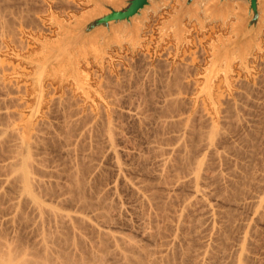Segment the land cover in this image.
Listing matches in <instances>:
<instances>
[{
	"label": "rangeland",
	"instance_id": "374dc122",
	"mask_svg": "<svg viewBox=\"0 0 264 264\" xmlns=\"http://www.w3.org/2000/svg\"><path fill=\"white\" fill-rule=\"evenodd\" d=\"M4 0H2L1 2L3 3ZM10 1V5L12 6V12H10L11 14L8 13V16L11 15V17H9L10 19H7L12 22L9 24L11 25L9 27V24H3L0 23V115H2L3 113V116L0 117V120L4 121L3 118L6 120L4 122L1 121L0 123V141L4 142V138H8L6 135H3L5 133V130L6 132L9 134V132L11 133H20L21 132V135L22 137L20 138L21 139V142H23L22 140H24L25 143H27V145L30 143L31 144V147H33V153L35 151H38V152H35V154L37 153V155H35V157L37 156V159L39 158L41 160V158L43 157L44 159V162L45 160L47 159L48 155V160L47 163L48 164H51L49 165L50 168H47L46 164L43 165V168H47L49 169V172H50V169L51 171H53V173L55 174L56 173V177L57 178H60L62 177L61 179H57L52 173L50 174L47 169L45 171L48 172V177L46 176L45 180H49V177L50 175H52V178L55 177V179L58 181V180H61L63 182L60 181V184L64 185H67L66 184V181L68 183V179L69 178V174H70V171L74 168H76L77 164L79 163H76L77 161H75V159H78V157L76 156H81L79 159L81 160L82 156H86V153L89 152L90 149H92L94 146V143L98 145V142H99V145L102 144L101 146L102 147H98L96 149H100L101 151H103V153H101V161H96V160H99L97 158V156H100V153H96V154H99V155H96L94 154L95 152H98L95 147L92 149L94 151V155L96 156L95 158H97L95 161V164L96 165H92L90 169V172L92 170L93 173H95V171H97V169H101L100 171L98 170L96 174H99L96 175L97 176V179L96 177H94V180L92 177L94 176L93 173L91 174L90 172L87 173V174H90V175H87L89 176L87 179L90 181L91 183V186H88V188H92V186H94V184H98L97 187L100 189V183L103 184L104 183V187L102 188L101 187V190L102 192L105 194L107 193L108 194V199H110L109 197H112L111 195H113V197L110 199V200H113L114 198L116 200H118V198L120 199L119 200V204L118 203V207L119 205L120 206H124L121 210L123 212L126 213H123L122 215L119 214L116 215L114 217L115 221L114 222V233L115 234H120L118 236H134L133 238L135 239V237L137 238V241L139 240V243L143 242L144 246L146 244L145 247L149 248L150 249V246L152 245L151 243H153V240L156 241V239L158 240L157 242H160V244L157 246V243L156 245L154 246L155 244V241L153 243V245L151 246L153 249L157 247H162L161 244L163 242V240L161 241V237L164 235H166L163 230L165 232L169 231V229L172 227V225L174 224L173 221L171 222V220L169 219L170 223H171V227H168V230L165 229V227H163V225L166 223V222H169V221H166L168 220V218L170 216H172L171 213H173V216L171 217V219L174 217L175 213H178L177 210L176 212L174 211L177 207L179 208V204H181V201H182V204H183V199H188V197H186V195L189 194V196L191 197V190L189 189L190 187H192L191 185L189 186V188L186 186H180L182 189L185 190V192H183L184 190H182L180 187L177 188L175 187L174 188V192L173 190L170 191V193L173 192V194L175 195L177 193L181 194V196H184L182 194H185V197L183 198L182 197V200L180 201L179 197H178V201L176 200L177 198V194L176 195V198L175 201L173 198L174 196L170 193H168L167 195V192L165 191H168V184H171V183H168L166 181L167 177L169 178V180H172V177L175 175L177 176V178L173 177L174 178V183L177 181V179H179L180 177H184L185 175L183 174V165L181 166L180 163H182V156L184 155L185 156V153H188L187 150H190L194 145L196 147L192 148L189 152L192 153L191 155L194 157L195 156H199L200 158V161H202L203 163L206 162V167L207 166H212L210 168H208V171L209 169H211L212 171H209L210 172V175H213L214 178L211 177L212 181L209 179V177L207 179L208 183H209V191L211 190V195L212 197H215V198H218L217 194H224V193H221L220 191L224 192L226 191V188L228 186V184L230 183V181L232 180V177H234L233 175L236 174L237 170L236 169H240V166H242V168H244L243 166H246V170L248 169L247 167H251L252 168L250 171L249 169V174L252 176V174L254 176H252V179L249 178V186L251 187H248L250 190H248V200L247 201V204L248 206H244V208H242L243 210L245 209V213L242 212V209H238L241 210V212L239 211V213H242V214H239L237 216H239L240 218H242L241 220H243V217L246 219H248V221L246 222V227L245 229L247 231H249V233L253 236V238L250 236V234H248V242H250L249 244L254 243V248L252 247L253 245L251 244V246L249 245V248L252 247L253 249L250 250L252 252H250L249 250V256L251 255L252 253V258L250 256V260H254V263L253 262H250L253 263V264H263L264 263V209L262 210L261 213H263V215L261 214V216H255V218H257V222L260 224L253 221L255 218H254V215H253V218L251 217L253 211L255 212V205L253 206L250 201L253 200V202H255V200H259V198L261 197H264V123L263 121H258V120H264V83L262 84V81L260 78H262L264 80V78L262 76H264V71H263V60H264V32L262 33V35L260 36V42L262 43L261 44V50H258L254 52V54L252 56H250L248 59V62H247V69L244 68V67H241V61L236 58V60L231 64V69L230 71L227 70V61H223L222 64L216 68V69H212V64H213V49L211 48V45L213 43H219L218 42V36L222 35V37L224 38H227L229 35H230V31H231V24L230 23H233V22H236L235 18L231 19L226 25L225 27H222L223 24L221 23L222 21L220 22H210L209 19H206L205 20V25H203L201 27V25L197 22V21H192V23H188V20H186L185 22V28L186 30L188 31L185 35H184V38H185V41L183 43V45L181 46L180 50L178 51V39L175 38V34L173 32V30L170 32V35L168 38H166L163 42L161 41V36L162 34L164 33L162 31V27L164 24H166L169 20H171L172 16L175 15L176 13V10L180 8L179 6V3L183 2V0H170V3H169V6L164 7L162 8L158 14L157 13H154V12H151L149 14V20L145 23V27L143 28L142 30V33H141V40L139 43L133 45L132 43H129V42H126L125 40L123 41L122 45L119 46V45H115L113 46L112 48L108 49L107 50V54L106 56H102L100 54V52H96V51H92V50H86L85 53H81V55H77L79 61H78V70H79V79L77 80L74 76V73L73 71L67 69V64H61L60 66H57L56 68L54 69H51L50 71H48V73L44 76H41L40 74V70L41 68L39 67V63H42L43 61H45L47 58H49L52 53H53V48L55 46H57L63 39H65L66 37V31H64V29L62 28L61 26V23L65 24V25H71V24H76V18L77 17H81L84 13H86L88 10H90L91 8H93L94 6H88L86 5V3L88 2V0H64L63 2L65 4H67L66 2H68L67 5L64 4V7H63V2L60 3L58 2V0H22L23 2H21V0H8V2ZM12 1V2H11ZM17 1V2H16ZM27 2V5H28V8L27 9V6L23 3H26ZM86 2V3H85ZM0 3V4H2ZM6 5H5V4ZM3 3V6L0 5V7L2 6V8L4 7V5L8 8L9 7V4L7 3V0L4 1ZM15 3H17L19 5V7H17V5H15ZM32 5H31V4ZM22 4V5H21ZM16 7H15V6ZM31 5V6H30ZM58 5V6H57ZM10 6V7H11ZM22 6H24L22 8ZM36 6V7H35ZM59 6L61 7V9L59 8ZM71 6V7H69ZM87 6V7H86ZM6 7H4L2 10H7L9 12L8 9H6ZM13 7L16 8L13 10ZM26 7V8H25ZM18 8H19V11H18ZM25 8V10H23ZM64 8V9H63ZM32 9V10H31ZM168 9V10H167ZM17 10V11H16ZM21 10V12H20ZM31 10V11H30ZM87 10V11H86ZM13 11H16L17 13L13 12ZM25 11V12H23ZM34 11V12H33ZM63 11V12H62ZM81 12V13H80ZM12 13H15L12 15ZM154 13V14H153ZM21 14V16H20ZM23 14V15H22ZM25 14V15H24ZM15 16H17V18H15ZM31 18H30V17ZM1 17V16H0ZM53 17V18H52ZM202 18H204V15L202 14L201 15ZM15 18V24H17L14 28H12V24H14V19ZM30 20H29V19ZM1 19V18H0ZM6 19V20H7ZM36 19V20H35ZM54 19V20H53ZM28 20V23L31 22V20H34L36 24L40 25L41 27H44V28H37V29H31L29 27V24L27 23ZM156 20V21H155ZM3 19L0 20V22H2ZM19 23H18V22ZM26 21V23L24 22ZM157 22V23H155ZM22 23V24H21ZM152 23V24H151ZM187 23V24H186ZM21 24V25H20ZM1 25H7V29L5 27V32L3 31V28L1 27ZM19 25V26H18ZM200 25V26H199ZM209 25V26H208ZM215 25H218L219 26V29L217 26ZM24 26V27H23ZM229 26V27H228ZM207 27V28H206ZM30 28V29H29ZM10 29V30H9ZM17 29V30H16ZM228 29V30H227ZM13 30V31H11ZM16 30V31H15ZM40 30V31H39ZM2 31V32H1ZM9 32H13L16 34H13L15 36V40L17 43L23 45V49H20L18 48V44H16L14 42V39L13 37L11 38V35L8 33ZM18 31V32H17ZM6 33V34H5ZM4 35V36H3ZM11 38V39H10ZM17 38V39H16ZM151 41V42H150ZM25 42V43H24ZM3 43V44H2ZM190 44V45H189ZM2 45L4 47H2ZM25 46V47H24ZM28 46V47H27ZM202 47L203 48V51L201 53H199L201 50H202ZM201 48V49H200ZM200 50V51H199ZM198 51V53H197ZM212 51V52H211ZM137 52V53H136ZM139 53V55H138ZM197 53V54H195ZM260 54V55H259ZM260 57V58H259ZM108 58V59H107ZM259 58V59H258ZM262 58V60H261ZM210 60V61H209ZM31 61V62H29ZM258 61H260V63H258ZM34 62V63H32ZM252 62V63H251ZM262 62V63H261ZM257 63L259 65H263L262 67L260 66H257ZM113 64V65H112ZM252 64V65H251ZM160 65V66H159ZM256 65V66H254ZM158 66V67H157ZM107 70H106V68ZM237 67V68H236ZM257 67V68H256ZM259 67V68H258ZM180 68V69H179ZM236 68V69H235ZM262 68V69H261ZM241 69V70H240ZM98 70V71H97ZM100 70V71H99ZM236 70V71H234ZM255 70V71H254ZM55 71V72H54ZM180 71V72H179ZM254 72V73H253ZM98 75H97V74ZM175 73H178V74H175ZM180 73V74H179ZM182 73V75H181ZM263 73V74H262ZM240 74V75H239ZM242 74V75H241ZM249 74V75H248ZM260 74H262V76H260ZM108 75V76H107ZM245 75V76H244ZM259 75V76H258ZM258 76V77H257ZM170 77V78H169ZM172 77V78H171ZM182 77V78H181ZM229 77V78H228ZM248 77V78H246ZM260 77V78H259ZM108 78V79H107ZM38 79H39V82H38ZM163 79V80H162ZM172 79V80H171ZM175 79V81H174ZM180 79V80H179ZM258 79V80H256ZM40 80H41V83H40ZM113 82H112V81ZM170 80V81H169ZM231 80V81H230ZM245 80V81H244ZM64 81V82H63ZM244 83H243V82ZM261 81V84L262 86L258 87L259 85H261L259 82ZM111 84H110V83ZM242 82V83H241ZM245 82H248L247 85H253V86H257V88H261L260 90L256 88V86L254 88H252L253 86H248L245 84ZM258 82V85L256 84ZM264 82V81H263ZM3 83V84H2ZM108 83V84H107ZM121 83V85H120ZM165 83V84H164ZM174 83V84H173ZM183 83V84H182ZM26 84V86H25ZM118 84V85H117ZM173 86H172V85ZM186 84V85H185ZM196 84V85H195ZM220 84V85H219ZM241 84V85H240ZM255 84V85H254ZM124 85V86H122ZM179 85V86H178ZM234 85V87H233ZM245 85V86H244ZM48 86V87H47ZM116 86V87H115ZM122 86V87H121ZM215 86V87H214ZM238 86V88H237ZM102 87V88H101ZM118 87V88H117ZM163 87V88H162ZM232 87V88H231ZM5 88V89H4ZM121 88V89H120ZM125 88V89H124ZM171 88V89H170ZM173 88V89H172ZM188 88V89H187ZM195 88V89H194ZM254 89V93L255 91L257 90L258 92V95L257 94H254L252 92V90ZM11 89V90H10ZM115 89V90H114ZM118 89V90H117ZM143 89V90H142ZM177 89V90H176ZM190 89V90H189ZM249 89V90H248ZM146 90V92H145ZM173 90V92H172ZM261 90L263 92H261ZM114 91V92H113ZM116 91V92H115ZM139 91V92H138ZM142 91V92H141ZM166 93H164V92ZM170 91V92H169ZM182 91V92H181ZM252 92V94L255 96H260V97H256L257 99H254L253 95H247L249 94V92ZM108 92V93H107ZM118 92V93H117ZM154 92V93H153ZM181 92V93H180ZM207 92V93H206ZM212 92V93H211ZM245 92V93H244ZM259 92H261L259 94ZM121 93V94H120ZM140 95H139V94ZM172 93V94H170ZM180 93V94H179ZM184 93V94H183ZM233 93V94H232ZM236 93V94H235ZM247 93V94H246ZM263 93V95H262ZM116 94V95H115ZM148 94V95H147ZM175 94V96H174ZM238 94H244L246 95L247 97L245 96H241V95H238ZM251 94V93H250ZM108 95V96H107ZM121 95V96H120ZM144 95V96H143ZM173 95V96H171ZM115 96V98H114ZM117 96V97H116ZM149 96V97H148ZM152 96V97H150ZM143 97V98H142ZM147 97V98H146ZM240 97H242L241 101L240 100ZM112 98V99H111ZM120 99V101L117 100ZM154 98V99H153ZM165 98V99H164ZM179 100H178V99ZM182 98V99H181ZM202 98V99H201ZM215 98V99H214ZM231 98V99H230ZM259 98V100H258ZM170 99V100H169ZM172 99V100H171ZM212 99V100H211ZM7 100V101H6ZM13 100V101H12ZM54 100V101H53ZM117 100V101H116ZM142 100V101H141ZM166 100V102H165ZM184 100V101H182ZM224 100V101H223ZM259 101V105L261 108H259L260 110H257L258 109V106H256L257 108H253V105L252 103L253 102H258ZM262 100V101H261ZM6 101V103H5ZM122 101V102H121ZM172 101V102H170ZM175 101L177 102V104L175 103ZM222 101V102H221ZM229 101V102H228ZM252 101V102H251ZM261 101V102H260ZM143 102V104H142ZM146 102V103H145ZM243 102V103H242ZM246 102V103H245ZM250 102V103H249ZM255 102V103H256ZM59 103V104H58ZM66 103V104H65ZM114 105H113V104ZM118 103V104H116ZM169 103V104H168ZM183 103V104H182ZM206 103V104H205ZM214 103V104H213ZM219 103V104H218ZM236 103V104H235ZM13 104V105H12ZM98 104V106H97ZM153 104V105H151ZM257 104V103H256ZM65 105H66V108H65ZM101 105V106H100ZM169 105V106H168ZM176 105V107H175ZM182 105V106H181ZM249 105V106H248ZM3 106V107H2ZM7 106V107H6ZM56 106V107H55ZM143 106V108H142ZM148 106V107H147ZM153 106V107H152ZM173 106V107H172ZM181 106V107H179ZM233 106L232 110L230 111L231 107ZM240 106V107H239ZM246 106V107H245ZM251 106V108H250ZM254 106V107H255ZM71 107V108H70ZM147 107V108H146ZM150 107V108H149ZM160 107V108H159ZM167 107H171V112L169 111L170 109L167 108ZM216 107V108H215ZM226 107V108H225ZM248 107V108H247ZM68 108H70L68 110ZM145 108V109H144ZM179 108V109H178ZM204 108V109H203ZM221 108V109H220ZM237 108V109H236ZM239 108V109H238ZM243 108V109H242ZM246 108V109H245ZM74 111H73V110ZM101 109V110H100ZM112 109V110H111ZM115 109V110H114ZM117 109V110H116ZM168 110V113L166 112ZM234 109V110H233ZM253 109H255L253 111ZM262 109V110H261ZM2 110V111H1ZM65 110V112H64ZM143 110V111H142ZM165 110V111H164ZM176 110V111H175ZM238 110V111H237ZM241 110V111H240ZM257 110V111H256ZM68 111V112H67ZM119 111V112H118ZM183 111V112H182ZM198 111V112H197ZM221 111V112H220ZM230 111V115L229 112ZM245 111V112H244ZM257 113H256V112ZM103 112V113H102ZM143 112V113H142ZM155 112V113H154ZM158 112V113H156ZM173 112V114H172ZM182 112V113H181ZM203 114H202V113ZM228 112V113H227ZM235 112V114H234ZM240 112V113H239ZM73 113V114H72ZM101 113H102V116H101ZM117 113V114H116ZM243 113V114H242ZM11 114V115H10ZM63 114H66V115H63ZM148 114H150L148 116ZM198 114V115H197ZM219 114H221L219 116ZM251 116H249V115ZM255 114V115H254ZM263 114V115H262ZM16 115V116H15ZM73 115V116H72ZM75 115V116H74ZM116 115V116H115ZM159 115V116H158ZM162 115V116H161ZM165 115V116H164ZM176 115V116H175ZM177 115L179 117H177ZM201 115V116H200ZM206 115V116H205ZM234 117H233V116ZM245 115V116H244ZM257 115V116H256ZM10 118H9V117ZM92 116V117H91ZM106 116V117H105ZM124 116V117H123ZM147 116V117H146ZM161 116V117H160ZM173 116V117H172ZM229 116L231 118H229ZM238 116V117H237ZM256 116V117H255ZM260 116V117H259ZM16 117V118H15ZM64 117V118H63ZM90 117V118H89ZM103 117V118H102ZM121 117V118H119ZM152 120H151V118ZM176 117V118H175ZM188 117V118H187ZM262 117V118H261ZM41 118V119H40ZM71 118V119H70ZM85 120H84V119ZM103 121H102V119ZM146 118V119H145ZM255 118V119H253ZM260 118V119H259ZM83 119V120H82ZM88 119V120H87ZM89 119H90V122H89ZM114 119V120H113ZM121 119V120H120ZM142 119V120H141ZM145 119V120H144ZM150 119V120H149ZM212 119V120H211ZM233 119H234V122H233ZM8 120V121H7ZM13 120V121H12ZM163 120V121H162ZM186 120V121H185ZM203 120V121H202ZM205 120V121H204ZM229 120V121H228ZM239 120V121H237ZM247 120V121H246ZM253 120H256L255 122ZM96 121V122H95ZM105 121V122H104ZM114 121V122H113ZM151 121V122H150ZM167 122L169 125H166L167 123L165 122V126L164 129H162L160 126H162V124L160 122ZM196 121V122H195ZM200 121V122H199ZM245 121V122H244ZM36 122V123H35ZM70 122V123H69ZM78 122V123H77ZM99 122V123H98ZM104 124H103V123ZM121 122H124V123H121ZM156 122V123H155ZM215 122V124H214ZM252 122V123H251ZM5 123V124H4ZM44 123V124H43ZM85 123V125H84ZM93 123V124H92ZM115 123V124H114ZM141 123V124H140ZM145 123V124H144ZM154 123V124H153ZM161 125H160V124ZM179 123V124H178ZM191 123V124H190ZM223 123V124H222ZM230 123V124H229ZM48 124V125H47ZM80 124V125H79ZM95 124V125H94ZM110 124V125H109ZM111 124H113V126L115 127L112 128L113 130V133L110 132V128L113 127ZM173 124V125H171ZM214 126H213V125ZM233 124V125H231ZM6 125V126H5ZM10 125V126H8ZM69 125V126H67ZM70 125L71 127H73L72 129H69L70 128ZM78 125V126H76ZM82 125V126H81ZM102 125V126H101ZM109 127V130L108 132L106 131V133L102 130H104V127L105 126ZM180 125V126H179ZM190 125V127H189ZM202 125V126H201ZM204 125V126H203ZM211 125V126H210ZM220 125V126H219ZM45 128L44 130L46 132H44V134L42 133V128L43 127ZM53 126V127H52ZM87 126V127H86ZM117 126V127H116ZM123 126V127H122ZM182 126V127H181ZM196 126H199V127H196ZM207 126V127H206ZM240 126V127H239ZM244 126V127H243ZM262 126V127H261ZM21 127V128H20ZM42 127V128H41ZM58 127V129L56 128ZM64 127V128H62ZM69 127V128H68ZM103 127V128H102ZM105 127V128H106ZM107 127V128H108ZM141 127V129H140ZM160 127V128H159ZM196 127V128H195ZM224 127V128H223ZM228 127V128H227ZM260 127V128H259ZM9 128V129H8ZM34 128V129H33ZM39 128V131H37ZM41 128V129H40ZM56 130H54V129ZM62 128V129H61ZM75 128V129H74ZM77 128V129H76ZM82 130H81V129ZM84 128V129H83ZM106 128V129H107ZM120 129V130H117V129ZM123 128V129H122ZM203 128V129H202ZM4 129V130H2ZM12 129V130H11ZM15 129V130H14ZM18 129L22 130V131H19ZM50 129V130H49ZM64 129V130H63ZM97 129V130H96ZM171 129V130H170ZM184 129V130H183ZM196 129V130H195ZM235 129V130H234ZM254 129V130H253ZM9 130V131H8ZM17 130V132H16ZM70 130V131H69ZM94 130V131H92ZM124 130V131H123ZM145 130V131H144ZM178 130H181V131H178ZM190 130V131H189ZM202 130V131H201ZM205 130V131H204ZM232 130V131H231ZM238 130V131H237ZM4 133H3V132ZM41 131V132H40ZM60 131V132H59ZM68 133L69 132H74V134H71V135H74L73 137L70 135V137L66 134V137L65 136V133ZM83 131V132H82ZM90 131V132H89ZM92 131V132H91ZM156 131V132H155ZM160 131V132H159ZM165 131V132H164ZM170 131V132H169ZM175 131V133H174ZM228 131V132H227ZM251 135H250V133ZM253 131V132H252ZM256 131V132H255ZM2 132V133H1ZM36 132V134H34ZM40 132V133H38ZM52 132V133H51ZM65 132V133H64ZM71 132V133H72ZM97 132V133H96ZM102 133V137L100 135H98V137H96L95 135L96 134H99V133ZM145 132V133H144ZM148 132V133H146ZM164 132V134H163ZM192 132V133H191ZM200 132V133H199ZM214 132V133H213ZM221 132V133H220ZM224 132V133H223ZM226 132V133H225ZM255 132V134H254ZM259 132V133H258ZM5 133V134H7ZM11 133V135H12ZM38 133V135H37ZM51 133V134H50ZM64 133V134H63ZM78 133V134H77ZM80 133V134H79ZM88 133V138L86 137V134ZM96 133V134H95ZM108 133V134H107ZM110 133H112V135H115V134H118V135H115V136H112ZM122 133V134H121ZM161 133V134H160ZM180 133V135H179ZM203 135H202V134ZM213 133V134H211ZM229 133V134H228ZM41 134H43L45 136L47 140V144L45 147L44 146H40L41 149L39 148L38 142H36L37 140L39 141V145H43L45 144V141L43 144H40L42 140H44L45 138L41 139L42 136H40ZM56 134V135H55ZM62 134V135H61ZM69 134V133H68ZM93 134H95L93 136ZM105 134V135H104ZM159 134V135H158ZM177 134V135H176ZM192 134V135H190ZM217 134V135H216ZM231 134V135H230ZM247 134V135H246ZM258 134V135H257ZM19 135V134H18ZM16 135V136H18ZM19 135V137L21 136ZM38 136L39 139L35 138L36 141L34 142V138H32V136L34 137ZM50 135V136H49ZM77 135V136H76ZM83 135V136H82ZM85 135V136H84ZM153 135V136H152ZM168 135V136H166ZM173 135V137H172ZM201 135V136H200ZM250 135V136H249ZM15 136V135H14ZM14 136H9V137H12L15 141L16 140H20V139H17L19 137H16V139L14 138ZM43 136V137H44ZM61 136V137H60ZM67 138V139H72L70 140L69 142L67 141V139L64 138ZM117 136V138H116ZM150 136V137H149ZM152 136V137H151ZM192 136V137H191ZM199 136V137H198ZM204 136V138H203ZM211 136V137H210ZM239 136V137H238ZM249 136V137H247ZM253 136L255 138H253ZM55 137V138H54ZM60 137V138H59ZM76 137V138H75ZM84 137V140H82ZM87 140H85L86 138ZM104 137V138H103ZM178 137V138H177ZM192 140H191V138ZM195 137V138H194ZM210 137V138H209ZM241 137V138H240ZM50 138V139H49ZM99 139V141L97 140L96 142V139ZM130 138V139H129ZM148 138V139H147ZM162 138V139H161ZM185 138V139H184ZM189 138V139H188ZM199 138V140L197 139ZM223 138V139H222ZM232 138V139H231ZM246 138L249 139L250 141H246ZM259 138V139H258ZM4 139V140H2ZM41 139V140H40ZM45 139V140H46ZM53 139V140H52ZM60 139V140H59ZM75 139V140H74ZM122 139V140H121ZM125 139V140H124ZM154 139V141H153ZM160 139V140H159ZM208 139V140H207ZM235 139V140H234ZM245 139V140H244ZM255 139V140H254ZM78 140V141H77ZM84 141L82 143V141ZM95 140V141H94ZM107 140V141H106ZM116 140V141H115ZM129 141L128 143L126 141ZM158 140V141H157ZM173 140V142L171 141ZM180 140V141H179ZM204 142H203V141ZM9 141H11V138L8 140H6V146H5V149H8V147H10V144L15 147L13 145L12 142H14L12 140V142H10V144L7 145V143H9ZM79 141L82 143H79ZM85 141L86 143L89 142V146L90 148L88 150H86L88 148V144L86 145V149L85 148ZM110 141V142H109ZM121 141V142H120ZM135 141V142H134ZM166 141V143L164 142ZM172 143H171V142ZM178 141V142H177ZM194 141V142H193ZM239 141V142H238ZM242 141V142H241ZM246 141V142H245ZM0 144H3V142ZM23 142V143H24ZM33 142V143H32ZM43 142V141H42ZM64 142V143H63ZM67 142V144H66ZM74 142V143H73ZM79 143L81 144V148H83V151L86 150V153L84 154L82 149L80 150V146L79 144L77 145L76 143ZM101 142V143H100ZM104 142V143H102ZM114 144V146L116 147H113L112 143ZM115 142V143H114ZM147 142V143H146ZM158 142V143H156ZM161 142V144H160ZM164 142V143H163ZM176 142V143H175ZM209 142V143H208ZM222 142V143H221ZM237 142V143H236ZM241 142V143H240ZM15 143V142H14ZM17 144H21L19 141H16ZM15 143V145H16ZM62 145H61V144ZM68 143L74 147V149H76V153H75V150H73L74 152L72 153H75V154H72L73 156L75 155V157L72 156V158L74 159L72 161L71 159V155L69 156L66 151H71L72 147L69 145L68 146ZM106 143V144H105ZM109 143L112 145H109ZM149 143V144H148ZM152 143V144H151ZM154 143V144H153ZM168 143V144H167ZM174 143V144H173ZM185 143H187V147H191L189 149L186 148V146L183 147V145H186ZM193 143V144H192ZM195 143H198L195 145ZM257 143V144H256ZM29 144V146H30ZM33 144V145H32ZM57 144V145H56ZM120 144V146H119ZM125 147H124V145ZM156 144V145H155ZM172 144V145H171ZM192 144V145H191ZM203 144V145H202ZM226 144V145H225ZM235 144H238L235 146ZM240 144V145H239ZM250 144V145H249ZM252 144L254 146H252ZM40 150H36L37 146ZM52 145V146H51ZM138 145V146H137ZM141 145V147H140ZM164 145V146H163ZM178 145V146H177ZM221 145V146H220ZM242 145V146H241ZM257 145V146H256ZM10 147L12 149H8L10 150V152L13 150V147ZM17 146V145H16ZM36 146V148L34 147ZM61 146V147H60ZM75 146H78V147H75ZM91 146H93L91 148ZM133 146V147H132ZM143 146V148H142ZM158 146V147H157ZM200 146V147H199ZM223 146V147H222ZM233 146V147H232ZM235 146V147H234ZM244 146V147H243ZM256 146V147H255ZM260 146V147H259ZM51 149H50V148ZM58 147V149H57ZM67 147H71V148H67ZM97 147V146H96ZM105 147V148H104ZM120 147V148H119ZM135 147V148H134ZM156 147V148H155ZM159 147H160V150L161 148H163L161 151H164V155L162 157H160L161 153L159 156H157L159 153H157L159 150ZM214 147V148H213ZM231 147V148H230ZM16 148V147H15ZM14 148V149H15ZM35 148V149H34ZM37 148V149H38ZM43 148V149H42ZM45 148V149H44ZM65 148V149H64ZM77 148L80 150V153ZM111 148V149H109ZM112 148L114 149L115 153L116 154H113V150ZM123 150H122V149ZM172 148V149H171ZM184 150L181 151L182 149ZM202 148V149H201ZM230 148V149H229ZM248 148V149H247ZM1 150L0 149V152L1 151H6L8 152V150ZM68 149V150H67ZM95 149V150H94ZM116 149H118V151H116ZM130 149V150H129ZM155 149V151H154ZM180 149V151H179ZM187 149V150H186ZM195 149V151H194ZM232 149V150H231ZM242 149V150H241ZM260 149V150H259ZM92 150L90 151V153L92 152ZM99 150V151H100ZM111 150V152L108 153V151ZM131 152H129V151ZM135 150V152H134ZM159 150V151H160ZM176 151L177 150V154L180 152L181 154L183 155H179V157L181 156V161L179 160L180 158L178 157H175L173 155V151ZM186 150V152H185ZM219 150V151H218ZM240 150V151H239ZM246 150V151H245ZM255 150V151H253ZM257 150V151H256ZM61 151V152H60ZM88 151V152H87ZM138 151V152H137ZM151 151V152H150ZM179 151V152H178ZM194 151V152H193ZM198 151V152H197ZM217 151V152H216ZM226 151V152H224ZM2 152L0 153V158L2 155L6 154ZM8 152V153H10ZM49 154H48V153ZM52 152V153H51ZM56 155H55V153ZM64 152V153H62ZM79 154H78V153ZM85 152V151H84ZM105 152V153H104ZM120 152V153H119ZM126 152V153H125ZM141 154H140V153ZM170 152V153H169ZM202 152V153H200ZM214 152V153H213ZM237 152V153H236ZM241 152H243L242 154L243 157L241 156ZM248 152V154L246 153ZM253 154H252V153ZM255 152V153H254ZM258 152V153H257ZM261 152V153H260ZM44 153L46 155H44ZM90 153H88V156H86V158L88 157L89 159V155ZM124 153V154H123ZM130 153V154H129ZM150 153V154H149ZM193 153H196V154H193ZM221 153V154H220ZM229 155H227V154ZM239 153V155H238ZM2 154V155H1ZM11 154V153H10ZM8 155L6 154L7 158H5V155L2 156L3 159L0 160L1 162V166L2 164L4 166L7 167L6 170H8L9 166L10 165H6L8 164L9 162L12 163L11 161L14 160L12 154L11 155ZM40 154V155H38ZM51 154V155H50ZM60 154V155H59ZM64 154H67V155H64ZM78 154V155H77ZM81 154V155H80ZM93 154H91V156H94ZM105 154V155H103ZM120 154V156H119ZM145 154V155H143ZM157 154V155H156ZM170 154V155H169ZM198 154V155H197ZM213 154V156L211 155ZM235 154V155H234ZM253 155L252 157L249 156L250 158H248V160L250 159L251 161L249 162L246 158L247 155ZM43 155V156H41ZM118 158H116V156ZM123 155V156H122ZM137 155V156H136ZM148 155V156H147ZM167 155V156H166ZM217 155V156H215ZM246 155V156H245ZM258 155V156H257ZM8 156H12L9 157L10 160H8ZM41 158H40V157ZM53 156H57L56 158L53 157ZM68 157H70L71 160H69ZM122 156V157H121ZM139 156V157H138ZM143 156V158H142ZM165 156V157H164ZM169 156V157H168ZM174 156V157H173ZM183 156V157H184ZM211 156V157H210ZM221 158H220V157ZM237 156V157H235ZM244 156L246 159H244ZM46 157V159H45ZM63 157V158H62ZM103 157V159H102ZM108 157V158H107ZM115 157V158H114ZM132 157V158H131ZM144 157H145V160H144ZM214 159H213V158ZM242 157V158H241ZM263 157V158H261ZM54 158V159H53ZM60 158V159H59ZM67 158V161H72L71 164H70V171L68 169L67 166L65 165H68L69 164H65V161ZM84 158H82L84 160ZM92 160H93V163H94V157H90ZM94 158V159H93ZM114 158V159H113ZM136 158V159H135ZM142 158V160L140 161V159ZM147 158V159H146ZM155 158V160H154ZM162 158V159H161ZM169 158V159H168ZM174 158V159H173ZM176 158V159H175ZM202 158H205L203 160ZM226 158V159H225ZM236 158V159H235ZM251 158H254V159H251ZM258 160H257V159ZM7 160L5 162H3V160ZM57 159V160H56ZM87 159V160H88ZM89 159V160H91ZM159 159V160H158ZM192 162H197L199 159H194L192 157ZM238 159V160H237ZM244 159V160H243ZM256 159V160H255ZM62 160V161H61ZM88 160V161H89ZM114 160V161H113ZM139 164H138V162ZM165 160H168L171 164H172V167L175 166V168H170L171 164L168 163V166L170 168L171 172L169 171V168L167 166L166 169H168V171H165L164 173H162L163 169L165 170V166H163L162 168V165L165 163L163 161ZM176 160V161H175ZM178 160V161H177ZM197 160V161H196ZM227 160V161H226ZM247 160V162H245ZM57 161V162H56ZM59 161V162H58ZM103 161V162H102ZM136 161V162H135ZM163 164H162V162ZM180 161V162H179ZM208 161V162H207ZM217 161V162H216ZM235 161V162H234ZM257 161V162H256ZM67 162V163H68ZM82 161H80L81 163ZM121 163V162H124V163H121L120 165L125 168L123 169V174L121 175H118L119 174V170H118V167H117V163ZM150 162V163H149ZM175 162V163H174ZM211 162V163H210ZM226 162V163H225ZM254 162V163H253ZM9 163V164H10ZM53 163V164H52ZM59 163V164H58ZM72 163H76L75 165ZM105 166H104V164ZM131 164V165H127V164ZM157 163V165H155ZM178 163V164H177ZM262 163V164H261ZM47 164V165H48ZM56 164V165H55ZM63 164V165H62ZM92 164V162H91ZM98 164H100V166H98ZM128 166H126V165ZM134 164V165H133ZM152 164V165H151ZM162 164V165H161ZM180 164V167H177V165L179 166ZM183 164V163H182ZM209 164V165H208ZM232 164V165H231ZM237 164L239 165V168H236L237 167ZM243 164V165H242ZM246 164V165H244ZM249 164V165H248ZM72 165V167H71ZM79 165V164H78ZM103 165V166H102ZM116 165V166H115ZM141 165V166H140ZM225 165V167L223 166ZM231 165V166H230ZM256 165V166H255ZM46 166V167H45ZM63 166V167H62ZM135 166V167H134ZM137 166V167H136ZM140 166V167H139ZM205 166V164H204ZM3 167V166H2ZM55 167V168H54ZM67 167V171L68 172L67 176H65L64 174V170L63 169H66ZM161 167V168H160ZM185 167V166H184ZM205 167V168H206ZM234 167V168H233ZM255 167V168H254ZM96 170H95V169ZM117 168V170H116ZM127 168V169H126ZM131 168L133 170H131ZM140 168V169H139ZM180 170H178V169ZM222 168V170H221ZM2 169V168H1ZM129 169V170H128ZM143 169V170H142ZM149 169V170H148ZM207 169V168H206ZM229 169V170H228ZM232 169L235 171V173L232 171ZM254 169V170H253ZM259 169V171H258ZM95 170V171H94ZM116 170V171H115ZM126 170V172H125ZM157 170V171H156ZM160 170V171H159ZM175 170H178V171H181L182 173H179ZM214 170V171H213ZM228 170V171H227ZM231 170V171H230ZM55 171V172H54ZM128 171V172H127ZM151 171V172H149ZM223 171V172H222ZM7 172V171H6ZM5 172V173H6ZM60 172V175L57 174ZM109 172V174H108ZM130 172V173H129ZM141 172V173H140ZM153 172V173H152ZM155 172V173H154ZM158 174H157V173ZM170 173V174H167ZM213 172H215L213 174ZM234 173V174H230L229 176L232 177H228V174L229 173ZM2 173V172H1ZM0 173V174H1ZM3 173H4V170H3ZM4 173V175H5ZM9 173L12 175L11 172H9L8 170V174L6 173L5 176H0V178H2L4 180V178L6 177V180L8 177H12L11 175L9 176ZM113 173V174H112ZM115 173V174H114ZM138 173V174H137ZM163 176H162V174ZM166 173V174H165ZM179 173V174H178ZM212 173V174H211ZM167 175L166 177H164L165 175ZM172 174V176H171ZM177 174V175H176ZM182 174V176H181ZM222 175L224 174L223 176H219V175ZM248 174V176L250 177V175ZM2 175V174H1ZM58 175L60 177H58ZM93 175V176H92ZM103 175V176H102ZM134 175V176H133ZM141 175V176H140ZM151 175V176H150ZM180 175V177L178 176ZM219 176V179H218V176ZM258 175V176H257ZM54 176V177H53ZM64 176V177H63ZM92 176V177H91ZM99 176V177H98ZM117 176V177H116ZM133 176V177H132ZM156 176V177H155ZM160 176L163 177L164 179L160 180ZM170 176V177H169ZM217 176V177H216ZM67 177V178H66ZM115 177V178H114ZM132 177V178H131ZM143 177V179L141 178ZM220 177H228L230 179V181H228V183H224V179L226 180L227 178H224L222 181L220 179ZM256 177V178H255ZM263 177V178H262ZM9 178V179H10ZM51 178V177H50ZM105 178V179H104ZM123 178V179H122ZM130 178V179H128ZM135 178V179H134ZM150 178V179H149ZM156 178V179H155ZM186 178V177H185ZM184 178V179H185ZM255 178V179H254ZM261 178V179H260ZM0 179V180H2ZM66 179V180H64ZM94 182H92V180ZM137 179V180H136ZM160 180V184L161 182L164 184V182L167 184H164L165 186H168L167 189L166 187L163 186H160L158 180ZM214 179V181H213ZM217 179V181L215 180ZM258 179V180H257ZM47 180V181H48ZM55 180L54 182V179H52L50 182L52 183H57ZM121 180V181H120ZM128 182H127V181ZM141 180V181H140ZM164 180V182H163ZM168 180V181H169ZM176 180V181H175ZM187 180V178L185 179ZM184 180V181H185ZM205 180V187L206 189H208L207 187V181ZM218 180L220 182H218ZM257 181L256 183H254L253 181ZM95 181L98 183H95ZM101 181V182H100ZM115 181V182H114ZM118 181V182H117ZM156 181V182H155ZM216 181V183H214ZM260 181V182H259ZM65 182V183H64ZM106 182V183H105ZM108 182V183H107ZM113 182V183H112ZM132 182V183H131ZM152 182V184H151ZM155 182V183H154ZM170 182V181H169ZM218 182V184H217ZM253 182V183H251ZM259 182V184H258ZM59 183V182H58ZM64 183V184H63ZM89 183V185H90ZM94 183V184H93ZM111 183H112V186H111ZM120 183V184H119ZM135 184V185H142L141 188L147 184H150L151 188H146L144 189L145 193L146 191H149L155 189V191H152L153 192H159L160 196L161 194L162 195V198H164V196L167 195V197L169 195H172V197H165V199H169V201L171 200H174V202L171 204L169 201H167V203L170 205L168 206L167 203L165 204L164 200L161 198V197H156L158 196L156 194H154V196L156 197V201L160 200V198L162 199V201L164 202V205L162 201H159V203L162 202V204L158 207V206H155V211H160L159 209L162 208L164 209V212H165V209H167L166 207L168 206V209L169 211L171 210V213L168 212V215L169 217L167 218H160L159 220H157V217H158V214H161L158 212L155 213L153 212V214L150 216L151 218H154L156 217L155 219V222L154 220H150L151 222H153V225L154 224H157V225H161L164 229L161 230L160 232H163V234L160 233V235H162L161 237L159 236V233L158 235L156 234L157 232H155L156 230L158 231V229L156 228L157 225L154 226V228L152 227V223L150 225L151 226V229L152 231H154L155 229V234L152 233V231L148 232L147 234V231L145 230V234H143V229L144 227L146 228L147 226H150L148 224H146V222L148 223L149 222V219H148V216L146 217L148 219V221H146L144 219V217L146 215H142L140 214L143 210H139L140 209V202L138 201L139 199L138 198H135L137 197V195L135 193H133L131 190L132 187L131 185L129 184ZM137 183V184H136ZM173 183V184H174ZM250 183L252 185H250ZM263 183V184H262ZM118 184V185H117ZM124 184V185H123ZM144 184V185H143ZM227 187H226V185ZM256 184V186L254 185ZM96 185L93 187L94 190H96ZM120 185V186H119ZM155 185V186H154ZM189 185V184H188ZM212 185V186H211ZM219 185V186H218ZM222 185L224 186L225 185V190L223 189L224 187H222ZM262 185V186H261ZM139 186V187H140ZM145 186V187H146ZM149 186V185H148ZM3 187V189H2ZM0 187V192H2V194L6 195V198L8 197L11 198L9 199L8 201H16V196H18V190L19 189L18 187H16L15 185H12L9 187V185H6L5 186H2ZM62 187V186H61ZM122 187V188H121ZM164 187L165 188V191L164 189L162 188ZM184 187V188H183ZM217 187V188H216ZM222 187V190H219L221 189ZM254 187V188H252ZM260 187V189H259ZM87 188V189H88ZM90 188V189H91ZM92 188V189H93ZM94 191L92 194L93 197H91V191L93 190H88L87 192V195L91 198H97L98 196H96L95 194H100L102 196V192L100 190V192H98L99 190ZM104 188L106 189V191L104 190ZM111 188V189H110ZM125 188V189H124ZM144 188V187H143ZM180 192H178V190ZM15 189V190H14ZM215 189V190H214ZM262 189V190H261ZM2 190V191H1ZM122 190V191H121ZM163 190V191H162ZM170 190V189H169ZM177 190V191H176ZM182 190V191H181ZM219 190V192H218ZM260 190V191H259ZM4 191V192H3ZM105 191V192H104ZM111 191V192H110ZM114 191V192H113ZM119 191V192H118ZM121 191V192H120ZM149 191L147 193H149ZM150 191V193H151ZM228 191V190H227ZM254 191H255V198L253 197L254 196ZM14 192V193H12ZM17 192V193H15ZM98 192V193H97ZM130 192V193H129ZM163 192V193H162ZM169 192V191H168ZM190 192V193H189ZM213 192V194H212ZM253 194H252V193ZM11 193V194H10ZM102 193V194H101ZM110 193V194H109ZM119 193V194H118ZM123 193V194H122ZM144 193V194H145ZM146 193V194H147ZM149 193V194H150ZM151 193V194H152ZM216 193L215 196H213L214 194ZM1 194V193H0ZM0 195V196H3V195ZM13 194V195H12ZM121 194V195H120ZM130 194V195H129ZM135 194V196H134ZM252 194V195H250ZM66 194L62 195V198L65 197ZM95 195V196H94ZM99 195V196H100ZM110 195V196H109ZM153 195V194H152ZM260 195V196H258ZM107 196V195H106ZM123 196V197H122ZM180 196V195H179ZM220 198L222 195H219ZM249 196H250V199H249ZM252 196V197H251ZM259 197L258 199H256L257 197ZM105 198V196H102ZM189 197V198H190ZM211 197V198H212ZM5 198V199H6ZM14 198V201L12 200ZM124 198V199H123ZM181 198V197H180ZM215 198H212V200H216L214 202H216L217 206L215 205V207H217L218 209L216 210H219V213H220V210H222L221 207H223L222 205L225 206V210H229V204H226L225 203H219V201L223 202V198H220L219 199H215ZM4 198H2V200L0 202L3 201ZM134 199V200H133ZM158 199V200H157ZM116 200H113L115 201L116 203ZM124 200V201H123ZM250 200V201H249ZM262 200V199H260ZM264 200V198H263ZM7 201L4 200L2 202V205L4 204V202ZM52 200H49V204H55L54 206H56L57 204V200L55 201H52ZM252 206H250V204ZM10 202V204L12 203ZM56 202V203H55ZM118 202V201H117ZM139 205H138V203ZM172 202V201H171ZM180 202V203H179ZM212 202V201H211ZM212 202V203H214ZM259 202V201H257ZM17 203H18V199H17ZM126 203V204H125ZM135 205H134V204ZM137 203V204H136ZM256 203V202H255ZM1 204V203H0ZM14 204V203H12ZM132 204V205H131ZM176 205L177 207L176 208H172L174 207V205ZM181 204V205H182ZM222 204V205H220ZM226 204V205H225ZM9 205V202L6 203L3 205L5 206V209L3 210L4 207H2L1 205V208L0 210L2 209L4 212L0 211V238L1 240L3 241V244L5 245L6 243L4 242H7L9 241V244L12 243V245L15 247L17 246V248H25L27 249V246H28V249L29 250H32L34 252V250L39 249V247L41 246V240H42V227L38 226V224L40 222H38V219H37V223H35V219L34 216L32 218V214L30 210H27L28 212L30 213H27V211L25 210L27 205L25 206H21L19 207V209H22V207L24 208L25 210V213H24V217L26 218H23V220H21L19 218V216L17 215L16 217V206H11L12 208H14V210L12 208H8L7 206ZM228 205V207H227ZM138 206V207H137ZM162 206V207H161ZM221 206V207H220ZM7 207V209H6ZM158 207L159 209L157 210ZM171 207V208H169ZM249 208L250 211H252L251 213L249 212L248 209ZM252 207V209L250 208ZM70 208V205L69 207H67V209ZM134 208V209H133ZM151 208V210H150ZM182 208V206H180V209ZM200 208V206H199ZM12 209V211H10ZM120 209V208H119ZM127 209V210H126ZM142 209V208H141ZM153 209H154V206H153ZM152 207H149V210H148V213L149 211H153ZM167 209V210H168ZM174 209V210H173ZM202 209V207L200 208ZM199 209V210H200ZM205 209V208H204ZM22 209L21 212L24 211ZM69 210H72V207L69 209ZM131 210V211H130ZM198 210V207L194 210V214H192V218H191V212L190 213V218L191 220L195 218V221L193 222H196L197 221V216L199 217L200 216V219L202 218V215H205L208 211H205L204 213L203 210L200 212ZM207 210V209H206ZM224 210V211H225ZM232 210V208L230 209ZM234 210V208H233ZM6 211V212H5ZM130 211V212H128ZM139 211V213H138ZM141 211V212H140ZM173 211V212H172ZM195 211H198V214L196 216L195 214ZM237 211V212H238ZM248 213H247V212ZM2 212V213H1ZM14 212V213H13ZM180 212V211H179ZM10 213V214H9ZM135 213V214H134ZM143 213V212H142ZM152 213V212H150ZM171 215H170V214ZM27 214V216H25ZM29 214V215H28ZM140 214V215H139ZM156 214V215H155ZM167 214V213H166ZM200 214V215H199ZM250 217H249V215ZM4 215V217H3ZM142 215V217H141ZM195 215V216H193ZM243 215V216H242ZM248 215V217H247ZM122 216V217H121ZM126 218H125V217ZM134 216V217H133ZM153 216V217H152ZM166 215H164L165 217ZM207 216V214L205 215V217ZM209 216V215H208ZM207 216V218H208ZM32 218V220L30 221H27L29 220V218ZM120 217V218H119ZM140 217V218H139ZM194 217V218H193ZM204 217V216H203ZM204 217V218H205ZM259 217H263V218H259ZM118 218V219H116ZM128 218V219H127ZM131 218V220H130ZM139 218V219H138ZM206 218V219H207ZM4 219V220H3ZM11 219V220H10ZM16 219V220H15ZM26 219V220H25ZM164 219V220H162ZM199 219V218H198ZM200 219H199V226H201L204 222V219L203 221L200 223ZM205 219V223L206 225L209 223L210 224V221L206 220ZM239 219V218H238ZM237 219V220H238ZM252 219V220H251ZM262 219V220H260ZM35 220V221H34ZM173 220V219H172ZM239 221L242 225L245 224L244 223V220L243 221ZM250 220V221H249ZM256 220V219H255ZM260 220V222H259ZM15 221V223H14ZM23 221V222H22ZM33 221V222H32ZM146 221V222H145ZM162 221V222H161ZM3 224H2V223ZM20 222V223H19ZM30 222V223H29ZM119 222V223H118ZM134 222V223H133ZM145 222V223H144ZM157 222V223H156ZM158 222L160 224H158ZM208 222V223H207ZM236 222V221H235ZM243 222V223H242ZM249 222V223H248ZM254 222V223H253ZM26 223V224H25ZM34 223V224H33ZM127 223V224H126ZM163 225H162V224ZM204 223V224H205ZM240 223H238L239 225H241ZM256 223V226L254 225ZM5 224V226L3 227V225ZM29 224V225H27ZM38 226H36V225ZM41 224V223H40ZM39 224V225H40ZM118 224V225H117ZM120 224V226H119ZM169 223H167V225H164V226H168ZM198 225V221L196 223ZM202 225V228H204L206 225ZM234 224V223H233ZM235 226V225H233ZM238 224L236 223V227H239ZM249 224L252 225L249 227ZM15 225V226H14ZM17 225V226H16ZM8 226V227H7ZM10 226V227H9ZM29 226V227H28ZM123 226V227H122ZM128 226V227H127ZM131 226V227H130ZM159 226V230L162 229V227ZM199 226H197L198 228L195 229V232L196 234L198 233L199 236H196L194 238V241L193 240V237H194V233H192V237L190 238L191 240H193V242L195 243H199L200 245L209 241L207 240L206 241V238H208L207 236H209L210 238V232H208V228L205 230H201L200 233H199ZM204 226V227H203ZM244 226V225H243ZM254 226V232H258V233H255L253 235L254 232H252V227ZM22 227V228H21ZM36 227V228H35ZM40 227V228H39ZM141 229H140V228ZM161 227V228H160ZM249 227V228H248ZM256 227V229H255ZM259 227V228H257ZM148 228V227H147ZM146 228V229H147ZM150 228V227H149ZM148 228V229H149ZM201 228V229H202ZM3 229V230H2ZM18 229V230H17ZM21 229V230H20ZM27 229V230H26ZM41 229V230H40ZM120 229V230H119ZM123 231H122V230ZM137 229V230H135ZM147 229V230H148ZM232 229V228H231ZM237 229V228H236ZM235 227L232 229L233 233H235L236 231L238 232L240 228H238V230H236ZM260 229V230H259ZM263 229V230H262ZM10 230V231H9ZM36 230V232L34 231ZM40 230V231H39ZM134 230V231H133ZM150 230V229H149ZM148 230V231H149ZM236 230V231H235ZM251 230V231H250ZM12 231V232H11ZM21 231V232H20ZM117 231V233H116ZM126 231V232H125ZM142 231V232H141ZM173 231V230H172ZM204 231V232H202ZM205 231L208 232L206 233L209 234L207 235L206 237H204L205 235ZM243 231V230H242ZM261 231V232H260ZM3 232V233H2ZM91 233V231H89ZM119 232V233H118ZM129 232V234L127 233ZM134 234H133V233ZM159 232V231H158ZM170 233H172L171 231H169ZM235 233L236 236L238 233ZM241 232V231H239ZM244 232V231H243ZM260 232V234H259ZM5 233V234H4ZM12 233V234H11ZM14 233V234H13ZM21 233V234H20ZM35 233V234H34ZM88 233V231H87ZM150 233V234H149ZM232 233V234H233ZM4 234V235H3ZM16 234V235H15ZM126 234V235H125ZM133 234V235H132ZM144 235L146 237V235L148 236V238L146 239L144 236L142 237L141 236ZM151 234H154V235H151ZM234 234V236H235ZM28 235V236H27ZM37 235V236H36ZM40 235V236H39ZM42 235V236H41ZM173 235H174V232H173ZM172 235V237L174 238V236ZM261 235V236H260ZM23 236V237H22ZM91 236H92V233H91ZM91 236L89 235L88 233V238ZM94 236V235H93ZM152 236H154V239ZM159 236V237H158ZM168 237V241H169V244L171 243L170 241L173 240L171 238V235L169 236V234L166 235ZM233 235H231V238H234V236L232 237ZM22 237V238H21ZM28 237V238H27ZM32 237V238H31ZM167 237H162V239H164V241L167 239ZM171 240H170V238ZM200 237V238H199ZM202 237V238H201ZM251 237V238H250ZM261 237V238H260ZM14 238V239H13ZM19 238V239H18ZM89 238V241L88 244L90 245L89 248H91V242H93L92 240H90ZM152 238V239H151ZM160 238V239H159ZM16 239V241H15ZM93 239V237L91 238ZM144 239V240H143ZM150 239L152 242H150ZM202 239V240H201ZM253 241H251V240ZM0 240V241H1ZM8 240V241H7ZM29 240V241H28ZM37 240V241H36ZM148 240V241H147ZM201 242H200V241ZM260 240V241H259ZM1 241V243H2ZM13 241V242H12ZM95 241V239H94ZM168 241H166L167 243L163 244L164 246L168 244ZM205 241V242H204ZM23 242V243H22ZM25 242V243H24ZM150 245H149V243ZM188 242H192V241H188ZM210 242V241H209ZM209 242L205 243L204 245H207ZM32 243V245H31ZM36 243H37V246H36ZM186 243V242H185ZM184 245L186 246L187 244ZM258 243V244H257ZM260 243V244H259ZM29 244V245H28ZM40 244V245H39ZM87 244V246H88ZM94 244V242H93ZM141 243V245H143ZM194 244V243H193ZM39 245V246H38ZM149 245V246H148ZM192 246V244H190ZM24 246V247H23ZM31 246V247H30ZM33 246L35 248H33ZM163 246V247H164ZM184 246V247H185ZM195 246V245H194ZM193 246V247H194ZM260 246V247H259ZM196 247H199L198 244L196 245ZM194 247V250L198 249ZM201 247H203V245H201ZM256 247H259L258 250ZM33 248V249H31ZM187 248V247H186ZM192 248V247H191ZM202 248H200L201 250ZM251 249V248H250ZM40 250H41V247H40ZM38 250V251H40ZM87 250H88V247H86V254H87ZM90 250V249H89ZM193 250V248H192ZM193 250V251H194ZM195 250V251H196ZM199 250V249H198ZM36 250V252H38ZM91 251V250H90ZM90 251L88 252V254L90 253ZM192 251V252H193ZM194 251V255H198V251L195 252ZM35 252V253H36ZM255 252V253H254ZM258 252V253H257ZM87 254V255H88ZM256 254V255H255ZM256 259V260H255ZM259 259V260H258ZM262 259V260H261ZM222 260V259H221ZM220 260V261H221ZM261 262V263H260Z\"/></svg>",
	"mask_w": 264,
	"mask_h": 264
},
{
	"label": "bare ground",
	"instance_id": "6f19581e",
	"mask_svg": "<svg viewBox=\"0 0 264 264\" xmlns=\"http://www.w3.org/2000/svg\"><path fill=\"white\" fill-rule=\"evenodd\" d=\"M2 0H0V3H2L1 2ZM4 1H6V0H4ZM4 1H3V3H4ZM13 1H15V0H13ZM20 1V0H19ZM64 0H58V2H60V3H62ZM172 1V0H171ZM12 2V1H11ZM17 2V1H16ZM21 2H23L22 0H21ZM27 2L28 1H26V3H23L24 4V6L26 5L27 6V9H29L28 8V5H27ZM65 2V1H64ZM63 2V7H64V3ZM3 3L2 4H0V5H2L3 6ZM7 3L9 4L10 3V1L8 2V0H7ZM67 4H68V2H66ZM86 3V2H85ZM5 4V3H4ZM31 4V3H30ZM67 4H65V5H67ZM6 5V4H5ZM4 5V7H6ZM15 5H17V7H19V5L17 4V3H15ZM14 5V6H15ZM22 5V4H21ZM32 5V4H31ZM30 5V6H31ZM2 6L0 7V18L1 19H3V21L2 22H0V23H2L3 24V22H4V24H6L7 22V24H9V22L10 21H12V20H8V19H10L9 17H11V15L10 16H8V13L9 14H11L10 12H12V6L9 4V7L7 8L6 7V9H8L9 10V12L7 11V10H2L3 8H2ZM11 6V7H10ZM24 6H22V8L24 7ZM58 6V5H57ZM16 7V6H15ZM36 7V6H35ZM69 7H71V6H69ZM87 7V6H86ZM170 7V6H169ZM2 8V9H1ZM26 8V7H25ZM25 8L23 9V10H25ZM59 8L61 9V7L59 6ZM65 8V7H64ZM63 8V9H64ZM167 8V7H166ZM14 9H16V8H14L13 7V10ZM32 10V9H31ZM30 10V11H31ZM168 10V9H167ZM17 11V10H16ZM16 11H13V12H15V13H17ZM18 11H19V8H18ZM87 11V10H86ZM20 12H21V10H20ZM23 12H25V11H23ZM34 12V11H33ZM63 12V11H62ZM15 13H12V15L13 14H15ZM81 13V12H80ZM151 13V12H150ZM18 14V13H17ZM17 14H15V15H17ZM154 14V13H153ZM158 14V13H157ZM23 15V14H22ZM25 15V14H24ZM202 15V14H201ZM20 16H21V14H20ZM7 17H8V19H7ZM30 17V16H29ZM15 18H17V16H15ZM15 18H13L14 19V24H12V25H14V26H12V28H14L17 24H15ZM31 18V17H30ZM53 18V17H52ZM150 18V17H149ZM0 19V20H1ZM7 19V20H6ZM29 19V18H28ZM233 19V18H232ZM30 20V19H29ZM36 20V19H35ZM54 20V19H53ZM234 20V19H233ZM27 21V23H28V20H26ZM26 21H24L25 23H26ZM156 21V20H155ZM236 21V20H235ZM18 22V21H17ZM194 22V21H193ZM10 23H12V22H10ZM19 23V22H18ZM155 23H157V22H155ZM214 23V22H213ZM222 23V22H221ZM22 24V23H21ZM20 24V25H21ZM29 24V27L32 29H37V28H44V27H41L40 25H38V24H36L35 23V21L34 20H31V22H29L28 23ZM152 24V23H151ZM187 24V23H186ZM231 24V23H230ZM228 25V24H227ZM4 27V25H1V27ZM11 25L9 24V27H10ZM19 26V25H18ZM200 26V25H199ZM209 26V25H208ZM2 27V28H3ZM5 27H6V29H7V25H5ZM5 27L3 28V31L5 32ZM24 27V26H23ZM229 27V26H228ZM11 28V27H10ZM29 28V29H30ZM39 28V29H40ZM207 28V27H206ZM15 29V28H14ZM32 29V30H33ZM231 29V28H230ZM10 30V29H9ZM17 30V29H16ZM15 30V31H16ZM228 30V29H227ZM11 31H13V30H11ZM34 31V30H33ZM40 31V30H39ZM2 32V31H1ZM6 32H7V30H6ZM18 32V31H17ZM8 33L11 35V38L13 37V39H14V42L16 43V44H18V48H20V49H23V45H21V44H19V43H17L16 42V40H15V36H16V34L15 33H13V32H9L8 31ZM1 34V33H0ZM6 34V33H5ZM13 34H15V36L13 35ZM2 36V35H1ZM0 36V37H1ZM4 36V35H3ZM222 36V35H221ZM264 37V36H263ZM10 38V39H11ZM17 39V38H16ZM151 42V41H150ZM262 42V41H261ZM25 43V42H24ZM263 43V42H262ZM261 43V44H262ZM3 44V43H2ZM190 45V44H189ZM0 46H1V44H0ZM2 47H4L3 45H2ZM25 47V46H24ZM28 47V46H27ZM263 47V46H262ZM261 47V48H262ZM203 48L204 47H202V50L199 52V53H201L202 51H203ZM201 49V48H200ZM259 50V49H258ZM257 51V50H256ZM212 52V51H211ZM214 52V51H213ZM137 53V52H136ZM197 53H198V51H197ZM197 53H195V54H197ZM263 54H264V52H263ZM138 55H139V53H138ZM255 55V54H254ZM260 55V54H259ZM260 58V57H259ZM258 58V59H259ZM108 59V58H107ZM250 59V58H249ZM261 60H262V58H261ZM210 61V60H209ZM263 62V63H262ZM261 63L264 65V60L262 61ZM252 63V62H251ZM258 63H260V61H258ZM257 63V66H260V67H262L261 65H259ZM113 65V64H112ZM252 65V64H251ZM1 66V65H0ZM160 66V65H159ZM254 66H256V65H254ZM158 67V66H157ZM106 68V67H105ZM237 68V67H236ZM235 68V69H236ZM257 68V67H256ZM259 68V67H258ZM263 68V71H264V66L262 67ZM261 68V69H262ZM180 69V68H179ZM106 70H107V68H106ZM241 70V69H240ZM98 71V70H97ZM100 71V70H99ZM234 71H236V70H234ZM255 71V70H254ZM180 72V71H179ZM254 73V72H253ZM97 74V73H96ZM175 74H178V73H175ZM180 74V73H179ZM263 74V73H262ZM262 74H260V76H262ZM98 75V74H97ZM181 75H182V73H181ZM240 75V74H239ZM242 75V74H241ZM249 75V74H248ZM108 76V75H107ZM245 76V75H244ZM259 76V75H258ZM257 76V77H258ZM263 78H264V76H262ZM170 78V77H169ZM172 78V77H171ZM182 78V77H181ZM229 78V77H228ZM246 78H248V77H246ZM260 78V77H259ZM108 79V78H107ZM261 79V81H262V84L264 83L263 81V79L262 78H260ZM163 80V79H162ZM172 80V79H171ZM180 80V79H179ZM256 80H258V79H256ZM112 81V80H111ZM170 81V80H169ZM174 81H175V79H174ZM231 81V80H230ZM245 81V80H244ZM261 81L259 82L260 84H261ZM64 82V81H63ZM113 82V81H112ZM243 82V81H242ZM241 82V83H242ZM110 83V82H109ZM244 83V82H243ZM248 84V82H245V84ZM3 84V83H2ZM108 84V83H107ZM111 84V83H110ZM165 84V83H164ZM174 84V83H173ZM183 84V83H182ZM246 84V85H247ZM251 84V83H250ZM247 85V87L248 86H253V85ZM257 85H258V82L256 83ZM262 84L261 85H259L258 87H260V86H262ZM118 85V84H117ZM120 85H121V83H120ZM172 85V84H171ZM186 85V84H185ZM196 85V84H195ZM220 85V84H219ZM241 85V84H240ZM255 85V84H254ZM25 86H26V84H25ZM122 86H124V85H122ZM121 86V87H122ZM173 86V85H172ZM179 86V85H178ZM245 86V85H244ZM256 86V85H255ZM255 86H253L252 88H254ZM48 87V86H47ZM116 87V86H115ZM215 87V86H214ZM233 87H234V85H233ZM264 87V86H263ZM102 88V87H101ZM118 88V87H117ZM163 88V87H162ZM232 88V87H231ZM237 88H238V86H237ZM252 88H251V90H252ZM256 88H257V86H256ZM262 88V87H261ZM260 88V89H261ZM5 89V88H4ZM121 89V88H120ZM125 89V88H124ZM171 89V88H170ZM173 89V88H172ZM188 89V88H187ZM195 89V88H194ZM257 89H259V88H257ZM259 89V90H260ZM262 89H264V88H262ZM11 90V89H10ZM115 90V89H114ZM118 90V89H117ZM143 90V89H142ZM177 90V89H176ZM190 90V89H189ZM249 90V89H248ZM114 92V91H113ZM116 92V91H115ZM139 92V91H138ZM142 92V91H141ZM145 92H146V90H145ZM164 92V91H163ZM170 92V91H169ZM172 92H173V90H172ZM182 92V91H181ZM180 92V93H181ZM252 92L254 93V89L252 90ZM252 92L250 91L249 92V94H247V95H253L252 94ZM261 92H263L262 90H261ZM261 92H259V94L261 93ZM108 93V92H107ZM118 93V92H117ZM154 93V92H153ZM164 93H166V92H164ZM179 93V94H180ZM207 93V92H206ZM212 93V92H211ZM245 93V92H244ZM251 93V94H250ZM121 94V93H120ZM139 94V93H138ZM170 94H172V93H170ZM184 94V93H183ZM233 94V93H232ZM236 94V93H235ZM254 94H257L258 95V92H257V90L255 91V93ZM116 95V94H115ZM140 95V94H139ZM148 95V94H147ZM238 95H241L242 97L243 96H245V97H247L246 95H242V94H238ZM262 95H263V93H262ZM108 96V95H107ZM121 96V95H120ZM144 96V95H143ZM171 96H173V95H171ZM174 96H175V94H174ZM256 96V95H255ZM254 95H253V97H254V99H257L256 97H260V96H256L255 97ZM117 97V96H116ZM149 97V96H148ZM150 97H152V96H150ZM242 97H240V100L239 101H241V99H242ZM114 98H115V96H114ZM143 98V97H142ZM147 98V97H146ZM264 98V97H263ZM112 99V98H111ZM154 99V98H153ZM165 99V98H164ZM178 99V98H177ZM182 99V98H181ZM202 99V98H201ZM215 99V98H214ZM231 99V98H230ZM117 100L118 101H120V99H118L117 98ZM116 100V101H117ZM170 100V99H169ZM172 100V99H171ZM179 100V99H178ZM212 100V99H211ZM258 100H259V98H258ZM257 100V101H258ZM7 101V100H6ZM6 101H5V103H6ZM13 101V100H12ZM54 101V100H53ZM142 101V100H141ZM182 101H184V100H182ZM224 101V100H223ZM262 101V100H261ZM260 101V102H261ZM122 102V101H121ZM165 102H166V100H165ZM170 102H172V101H170ZM222 102V101H221ZM229 102V101H228ZM252 102V101H251ZM256 102V101H255ZM253 102L252 103V105H253V108H257L256 106H258L259 104V101L258 102ZM1 103V102H0ZM146 103V102H145ZM173 103V102H172ZM175 103L177 104V102L175 101ZM243 103V102H242ZM246 103V102H245ZM250 103V102H249ZM59 104V103H58ZM66 104V103H65ZM113 104V103H112ZM116 104H118V103H116ZM142 104H143V102H142ZM169 104V103H168ZM183 104V103H182ZM206 104V103H205ZM214 104V103H213ZM219 104V103H218ZM236 104V103H235ZM13 105V104H12ZM114 105V104H113ZM151 105H153V104H151ZM178 105V104H177ZM256 105V106H255ZM1 106V105H0ZM97 106H98V104H97ZM101 106V105H100ZM169 106V105H168ZM182 106V105H181ZM181 106H179V107H181ZM249 106V105H248ZM255 106V107H254ZM3 107V106H2ZM7 107V106H6ZM56 107V106H55ZM148 107V106H147ZM146 107V108H147ZM153 107V106H152ZM173 107V106H172ZM175 107H176V105H175ZM240 107V106H239ZM246 107V106H245ZM65 108H66V105H65ZM71 108V107H70ZM70 108H68V110L70 109ZM142 108H143V106H142ZM150 108V107H149ZM160 108V107H159ZM167 108H169V107H167ZM216 108V107H215ZM226 108V107H225ZM229 108H231L230 109V111L232 110V108H233V106H231V107H229ZM248 108V107H247ZM250 108H251V106H250ZM259 108H261L260 107V105L258 106V109L257 110H260ZM145 109V108H144ZM170 109V110H169ZM169 109H167V113H168V110L171 112V107L169 108ZM179 109V108H178ZM204 109V108H203ZM221 109V108H220ZM237 109V108H236ZM239 109V108H238ZM243 109V108H242ZM246 109V108H245ZM255 109H253V111L255 110ZM73 110V109H72ZM101 110V109H100ZM112 110V109H111ZM115 110V109H114ZM117 110V109H116ZM234 110V109H233ZM256 110V111H257ZM262 110V109H261ZM264 110V109H263ZM2 111V110H1ZM74 111V110H73ZM143 111V110H142ZM165 111V110H164ZM176 111V110H175ZM230 111H228L229 112V114L228 115H230ZM238 111V110H237ZM241 111V110H240ZM255 111V112H256ZM64 112H65V110H64ZM68 112V111H67ZM119 112V111H118ZM183 112V111H182ZM181 112V113H182ZM198 112V111H197ZM221 112V111H220ZM227 112V113H228ZM245 112V111H244ZM103 113V112H102ZM102 113H101V116H102ZM143 113V112H142ZM155 113V112H154ZM156 113H158V112H156ZM202 113V112H201ZM240 113V112H239ZM257 113V112H256ZM73 114V113H72ZM117 114V113H116ZM172 114H173V112H172ZM203 114V113H202ZM234 114H235V112H234ZM243 114V113H242ZM11 115V114H10ZM63 115H66V114H63ZM150 114H148V116H149ZM198 115V114H197ZM221 114H219V116H220ZM249 115V114H248ZM255 115V114H254ZM263 115V114H262ZM3 116V113H2V115H0V117H2ZM16 116V115H15ZM73 116V115H72ZM75 116V115H74ZM116 116V115H115ZM159 116V115H158ZM162 116V115H161ZM160 116V117H161ZM165 116V115H164ZM176 116V115H175ZM201 116V115H200ZM206 116V115H205ZM233 116V115H232ZM231 116V117H232ZM245 116V115H244ZM249 116H251V115H249ZM257 116V115H256ZM255 116V117H256ZM9 117V116H8ZM92 117V116H91ZM106 117V116H105ZM124 117V116H123ZM147 117V116H146ZM173 117V116H172ZM177 117H179L178 115H177ZM221 117V116H220ZM230 116H229V118H231ZM234 117V116H233ZM238 117V116H237ZM260 117V116H259ZM10 118V117H9ZM16 118V117H15ZM64 118V117H63ZM90 118V117H89ZM103 118V117H102ZM101 118V119H102ZM119 118H121V117H119ZM151 118V117H150ZM176 118V117H175ZM188 118V117H187ZM262 118V117H261ZM264 118V117H263ZM41 119V118H40ZM71 119V118H70ZM84 119V118H83ZM82 119V120H83ZM146 119V118H145ZM144 119V120H145ZM253 119H255V118H253ZM260 119V118H259ZM3 120L4 121H6L4 118H3ZM85 120V119H84ZM88 120V119H87ZM114 120V119H113ZM121 120V119H120ZM142 120V119H141ZM150 120V119H149ZM151 120H152V118H151ZM212 120V119H211ZM1 121L2 120H0V123H1ZM4 121H2V122H4ZM8 121V120H7ZM13 121V120H12ZM102 121H103V119H102ZM163 121V120H162ZM160 122L161 124H162V126H160L161 128L163 127V126H165V122ZM186 121V120H185ZM203 121V120H202ZM205 121V120H204ZM229 121V120H228ZM237 121H239V120H237ZM247 121V120H246ZM254 122L256 121V120H253ZM258 121H263V123H264V120H258ZM89 122H90V119H89ZM96 122V121H95ZM105 122V121H104ZM114 122V121H113ZM151 122V121H150ZM196 122V121H195ZM200 122V121H199ZM233 122H234V119H233ZM245 122V121H244ZM36 123V122H35ZM70 123V122H69ZM78 123V122H77ZM99 123V122H98ZM103 123V122H102ZM121 123H124V122H121ZM156 123V122H155ZM159 123V124H160ZM167 123V122H166ZM252 123V122H251ZM2 124V123H1ZM5 124V123H4ZM44 124V123H43ZM93 124V123H92ZM104 124V123H103ZM115 124V123H114ZM141 124V123H140ZM145 124V123H144ZM154 124V123H153ZM160 124V125H161ZM179 124V123H178ZM191 124V123H190ZM214 124H215V122H214ZM223 124V123H222ZM230 124V123H229ZM48 125V124H47ZM80 125V124H79ZM84 125H85V123H84ZM95 125V124H94ZM110 125V124H109ZM112 126H113V124H111ZM166 125H169L168 123L166 124ZM171 125H173V124H171ZM213 125V124H212ZM231 125H233V124H231ZM264 125V124H263ZM6 126V125H5ZM8 126H10V125H8ZM67 126H69V125H67ZM76 126H78V125H76ZM82 126V125H81ZM102 126V125H101ZM105 126V125H104ZM180 126V125H179ZM202 126V125H201ZM204 126V125H203ZM211 126V125H210ZM214 126V125H213ZM220 126V125H219ZM43 127V126H42ZM41 127V128H42ZM53 127V126H52ZM87 127V126H86ZM106 127V126H105ZM104 127V130H102V131H104L105 133H106V131L108 132V130H109V128H110V126L106 129ZM117 127V126H116ZM123 127V126H122ZM159 127V128H160ZM182 127V126H181ZM189 127H190V125H189ZM196 127H199V126H196ZM195 127V128H196ZM207 127V126H206ZM240 127V126H239ZM244 127V126H243ZM262 127V126H261ZM21 128V127H20ZM40 128V129H41ZM57 129H58V127H56ZM62 128H64V127H62ZM61 128V129H62ZM69 128V127H68ZM73 127H71V125H70V128L69 129H72ZM103 128V127H102ZM112 128H114L115 129V127L113 126V127H111L110 128V132H112L113 133V129ZM224 128V127H223ZM228 128V127H227ZM260 128V127H259ZM9 129V128H8ZM34 129V128H33ZM43 130H42V133L44 134V132H46L44 129V127L42 128ZM54 129V128H53ZM75 129V128H74ZM77 129V128H76ZM81 129V128H80ZM84 129V128H83ZM123 129V128H122ZM140 129H141V127H140ZM143 129V128H142ZM141 129V130H142ZM162 129H164V127L162 128ZM203 129V128H202ZM2 130H4V129H2ZM12 130V129H11ZM15 130V129H14ZM19 131H22V130H20V129H18ZM50 130V129H49ZM55 130V129H54ZM64 130V129H63ZM82 130V129H81ZM97 130V129H96ZM106 130V131H105ZM117 130H120L119 128L117 129ZM171 130V129H170ZM184 130V129H183ZM196 130V129H195ZM235 130V129H234ZM254 130V129H253ZM9 131V130H8ZM37 131H39V128H38V130ZM56 131V130H55ZM70 131V130H69ZM68 131V133H67V131H66V133H65V136H66V134L70 137V135L71 134H74V132H69ZM92 131H94V130H92ZM91 131V132H92ZM120 131H122V130H120ZM124 131V130H123ZM145 131V130H144ZM178 131H181V130H178ZM190 131V130H189ZM202 131V130H201ZM205 131V130H204ZM232 131V130H231ZM238 131V130H237ZM3 132V131H2ZM1 132V133H2ZM16 132H17V130H16ZM41 132V131H40ZM40 132H38V133H40ZM60 132V131H59ZM83 132V131H82ZM90 132V131H89ZM156 132V131H155ZM160 132V131H159ZM165 132V131H164ZM164 132H163V134H164ZM170 132V131H169ZM228 132V131H227ZM253 132V131H252ZM256 132V131H255ZM255 132H254V134H255ZM4 133V132H3ZM5 133H7L6 132V130H5ZM3 134V135H6L8 138H4V139H2V140H4V142H3V144H0V149L1 150H3V149H5V146H6V140L8 139H10L11 138V141H9V143H7V145L8 144H10V142H12V140L16 143V141H19L21 144H17L16 143V145H15V143L14 142H12L13 143V145L16 147H13L11 144H10V147L12 146L13 147V150L10 152V150H8L10 147H8V149H5V150H8V152H10L11 154H12V156L14 157L13 159L14 160H12L11 162L12 163H8V164H6V165H10L9 166V168H8V170H9V172H11L12 173V175L9 173V176L11 175L12 177L10 178V177H8L7 178V180H6V177L4 178V180L2 179V178H0V179H2V180H0V187H2V186H5V184L6 185H9V187L11 186V184L12 185H15L16 187H18L19 189H17L19 192H18V196H16V201H14V198L12 199L14 202H12V201H8L9 199H11V198H9L8 199V197L6 198V193L3 195L2 194V192H0L3 196H0V199L2 200V198H4L3 199V201L4 200H6L7 199V201H5L6 203H8L9 202V205L7 206L8 208H12V207H10V205L11 206H13L14 204V206H16L17 208V212H16V217H17V215L19 216V218L21 219V220H23V218H26V217H24V213H25V210L27 211V210H30L31 211V213L30 212H28L27 211V213H30V214H32V218H33V216H34V218H36L34 221H35V223L36 224H38L37 223V219H38V222H40L39 224H38V226H40V227H42V240H41V250H40V247H39V249H37L36 248V250L38 251V250H40V251H38V252H36V250H34V252L32 251V250H29L28 249V246H27V249H26V247L25 248H17V246L15 247V245L13 246L12 245V243H10L9 244V241H8V243L7 242H4V243H6L5 245L3 244V241L1 240V238H0V240L2 241V243H1V241H0V264H250V262H253L254 263V260H250V256H251V258H252V253H251V255L249 256V251L250 250H252L253 248H254V243H252L251 242V244L253 245L252 247H250L249 248V245L251 246V244H249L250 242H248L249 240V238H248V234H250L249 233V231H247L246 229H245V227H246V222L248 221V219H246L245 220V218L243 217V220H244V223L245 224H241L239 221L242 219V218H240L239 216H241V215H239V214H242V213H239V211L241 212V210H239L238 211V209H242V208H244V206H248V205H246L247 204V201L246 200H248V195H249V193H248V190H250L251 189V187L249 186V178L250 179H252V176H254L253 174H252V176L249 174V170L250 171H252L251 169L252 168H250L251 167V165H250V167H247L248 169L246 170L245 168H246V166H243L244 168H242V166H240V169H236L237 170V172H236V174L235 175H233L234 177H232V175H231V177H232V180L230 179L231 177L229 176L230 174H234L235 173V171L232 169V171L234 172V173H229L228 174V177H230V178H228V177H223V179L224 178H227L226 180L224 179V183H228V181H230V183L228 184V186H229V188L227 187V185H226V187H225V185L223 186L222 185V187H224L223 189L225 190V188H226V191H224V192H222V191H220L221 193H224V194H217L218 196V198H215V197H212V195L210 194L211 193V190H210V192H208L209 191V188H210V186H209V183H208V181L207 180H211L212 181V179H211V177L212 178H214L213 177V175H210V172L209 171H212L211 169H209V171H208V168H209V166H207L206 167V162H202V161H200V158H199V156H195L194 157V155L192 156L191 154L192 153H190L189 151L192 149V148H194V147H196V146H194V145H192L191 147H189V148H191L190 150H187V149H189L188 147H187V143H185L186 145H183V147L184 146H186V150H187V152L188 153H185V156L183 155V154H181L179 151H180V149H179V155L181 154V155H183L182 156V159H181V156L179 157V155L177 154V150L175 151H173V155L175 156V157H177V155H178V157L180 158L179 160L181 161L182 160V163H180L181 164V166L183 165V174L185 175L184 177L182 176V174H181V176L182 177H180V175H178L180 178L179 179H177V181L174 183L173 181H174V178L176 177L177 178V176H173L172 177V180H169V178L167 177V179H166V181L168 182V183H171V184H168L166 181V183L168 184V186H165L164 184H166L165 182H164V180H163V182H164V184L161 182V184H160V180H162V179H164L163 177H161L160 176V180H158V182H159V184H160V186H162V184H163V186L164 187H166V189H167V187L170 189H168V191H165V188L164 187H162L163 189H164V191L165 192H167V195H168V193H170V191L171 190H173V192H174V188L175 187H177V188H179L180 186L182 187V186H185V184H186V186L189 188V186L191 185L192 187H190L189 189L191 190V188H192V190H191V197L189 196V194L188 195H186V197H188V199H183V204H182V197L184 198L185 197V194H182V195H184V196H181V194H179V193H177V192H175L176 194L174 195L173 194V192L172 193H170V194H172L173 196H174V198L172 197V195H169L168 197H172L174 200H175V198H176V195L177 194H179V195H177V198H176V200L178 201V197H179V199H180V201H181V204H179L180 206H182V208L180 209V206H179V208L176 206V205H174V207H172V208H176L174 211L176 212L178 209V213H175V215H174V217L171 219V217L173 216V213H171V210L169 211V209H168V206L170 205V203L172 204L173 202L175 203V201L174 200H171V201H169V199H171V198H169V199H165V197H167V195L166 196H164V198H162V195L163 194H161V196H160V194H159V190L155 193V192H153L152 193V191H155V189H153L152 191H151V193L153 194H151L150 193V191H149V189H148V191H149V193H147L148 191H146V193L144 192L145 190L144 189H146V188H151L150 186V184H147V186L146 185H144L142 188H141V186L140 185H135V184H131V183H129L130 185H131V189H133V190H131L133 193H135L136 195H137V197H135V198H138L139 200V202H140V209L139 210H143L140 214H144V215H146L145 217H144V219L146 220V221H148V219H149V222L147 223L146 221V224H148V225H150L151 223H152V225H153V222H151L150 220H154V222H155V219H156V217H157V215H156V217H155V219L154 218H151L150 216L153 214V212H155V213H157L158 214V212L159 213H161V214H158V217H157V220H159L160 218H166L167 216L169 217V215H168V212H170L171 214H172V216H170L169 218H168V220H166V221H169V219L171 220V222L173 221V225H172V227H171V223H170V221L169 222H166L164 225H167V223H169L168 224V226H164L162 223V225H163V227H165V229L166 230H168V227H171L170 229H169V231H171L172 233H170L169 231H167V232H165L163 229V227L161 226V225H157V224H154L153 226L152 225H150V226H147L146 228L149 230H147L145 227H144V229H143V234H145V230L147 231V234H148V232H150V231H152V229H151V226L154 228V226L155 225H157V229H158V231L156 230L155 231V229H154V231L155 232H157L156 234L158 235V233H159V236L161 237L162 235H160V233L161 234H163V232L167 235V234H169V236L171 235V238L173 239V240H171V238H170V244H169V241H168V237L166 236V235H164L163 234V236L162 237H167V239L164 241V239H162V237H161V241L163 240V242H165V243H167L166 241H168V244L167 245H163V244H165V243H163L162 242V244H161V246L162 247H157L159 244H160V242H157L158 240L156 239V238H154V236H152L154 239H156V241L155 240H153V243H154V241H155V244H154V246L156 245V243H157V246H156V248H152L151 246L153 245V243H151L152 245L150 246V249L149 248H147V247H145L146 246V244H145V246H144V244H143V242H141L143 245H141V243H139V240L137 241V238L139 237H135V239L133 238L134 236H127L126 234V236H123V234H122V236H118L117 234H115L113 231H114V227H115V225H114V222H116L115 221V219H114V217L116 216V215H118L119 216V214H123V213H125V212H123L121 209L124 207H122V206H120L121 204L119 203V198H118V200H116L115 198L113 199V200H116V203H115V201H113V200H110L112 197H113V195H111L112 197H109L110 199H108L107 197H108V194L107 193H103L102 192V190H101V187L103 188L104 186V183L103 184H101L100 183V189L98 188L99 187V185H98V187H97V185L96 184H94V186L96 185V187L98 188V192H100V190H101V192L103 193H101L102 194V196H105V198L104 197H102L100 194V196L98 195V194H95L96 196H98L97 198H91V197H93L92 196V194H94L93 192L94 191H96L97 190V188H96V190H94V186H92V188L90 189V188H88V186H91V183H90V181L87 179L89 176H87V175H90V174H87V173H89L90 172V169H92L91 168V166L92 165H96L95 164V162L97 161H101V153H103V151H101L100 149H96V148H98V147H102L101 145L102 144H100V146H98L99 145V142H98V145L97 144H95L94 143V145H96V146H94L95 147V149L98 151V152H95L94 153V151L92 150L94 147L93 146H91V148L92 149H90L89 150V152L88 153H90V151L92 150V152L90 153V155H89V159H91L90 157H96L94 154H96V153H100V156H97V158L99 159V157H100V159L99 160H96L97 158H93L94 159V163H93V160L91 159V160H89L88 159V157L86 158V156H88V153H86V150H88L89 148H90V146H89V142H87L86 143V141H85V148L81 145L84 141H82V140H84V137H82L83 139L81 140L82 141V143L79 141V143H81V144H79L78 142L76 143L77 145L79 144V148H80V150L82 149V151H83V148L84 149H86V145L88 144V148L86 149V150H84L83 151V153L85 154L86 153V156H85V158H84V156H82V158H84V160L81 158V160L79 159L81 156H79L78 154V156H76V157H78V159H75V161H77L76 163H78L77 164V166H76V168L74 169H70L69 167H70V164H71V162L74 160L73 158H72V154H75L76 153V149H74V147H72L69 143L71 142L70 140H72V139H67V138H65V136H64V138L65 139H67V141L69 142L68 143V146L70 145L71 147H67L68 149L69 148H71L72 150L70 151H66V153L67 152H69V153H67L70 157H71V159H72V161H69V160H71L70 159V157H68L67 156V158L69 159L68 161L70 162V164H69V162L67 161V158H66V160L65 161H67V162H65V164H69V166L68 165H65V166H67L68 167V169H69V171H70V174H69V178H67L68 179V183H67V181H66V184L67 185H65V187H64V185H62V184H60V181L61 180H56L55 179V177L57 176L56 175V173L54 174L53 173V171H51V169H50V172H49V169H47V168H50L49 167V165H51V164H48L47 163V161H49L48 160V157H49V155H48V157H47V159H46V157H45V162H44V159H43V155H41V156H43L42 158H41V160L38 158L37 159V156L35 157V155H37V153L35 154V152H38V151H35L34 153H33V147H31V144H30V146H29V144L27 145V143H25L24 142V140H22L23 142H21V137H22V135H21V132L20 133H18L17 132V134L16 133H12V135L14 136V138L16 139V137H19V135H21L19 138H17V139H20V140H14L12 137H9V136H12L11 135V133L9 132V134L7 133V134ZM38 133H37V135H38ZM52 133V132H51ZM50 133V134H51ZM63 133V134H64ZM97 133V132H96ZM95 133V134H96ZM99 133V132H98ZM109 133V132H108ZM107 133V134H108ZM112 133H110L111 135H112ZM115 133V132H114ZM113 133V134H114ZM145 133V132H144ZM146 133H148V132H146ZM174 133H175V131H174ZM192 133V132H191ZM200 133V132H199ZM214 133V132H213ZM213 133H211V134H213ZM221 133V132H220ZM224 133V132H223ZM226 133V132H225ZM249 133H250V131H249ZM259 133V132H258ZM19 134V135H18ZM34 134H36V132L34 133ZM43 134H39L40 136H42ZM78 134V133H77ZM80 134V133H79ZM95 134H93V136L95 135ZM122 134V133H121ZM161 134V133H160ZM202 134V133H201ZM229 134V133H228ZM1 135V134H0ZM16 135H18V136H16ZM56 135V134H55ZM62 135V134H61ZM98 135H99V137H100V135H101V137H102V133H99V134H96L95 136L96 137H98ZM105 135V134H104ZM115 135H118V134H115ZM115 135H112V136H115ZM159 135V134H158ZM165 135V134H164ZM177 135V134H176ZM179 135H180V133H179ZM190 135H192V134H190ZM203 135V134H202ZM217 135V134H216ZM231 135V134H230ZM247 135V134H246ZM250 135H251V133H250ZM249 135V136H250ZM258 135V134H257ZM2 136V135H1ZM44 136V135H43ZM42 136V138L41 139H43V138H45V136L43 137ZM50 136V135H49ZM68 136H66V137H68ZM72 137L74 136V135H71ZM77 136V135H76ZM83 136V135H82ZM85 136V135H84ZM153 136V135H152ZM151 136V137H152ZM166 136H168V135H166ZM181 136V135H180ZM201 136V135H200ZM249 136H247V137H249ZM61 137V136H60ZM59 137V138H60ZM86 137L88 138V133L86 134ZM85 137V138H86ZM100 137V138H101ZM150 137V136H149ZM172 137H173V135H172ZM192 137V136H191ZM190 137V138H191ZM199 137V136H198ZM211 137V136H210ZM209 137V138H210ZM239 137V136H238ZM32 138H34L33 140H34V142L36 141V139L35 138H37V139H39L38 138V136H36L35 137V135H34V137L32 136ZM47 138V137H46ZM45 138V139H46ZM55 138V137H54ZM71 138V137H70ZM76 138V137H75ZM87 138L85 139V140H87ZM99 138V139H100ZM104 138V137H103ZM116 138H117V136H116ZM178 138V137H177ZM195 138V137H194ZM203 138H204V136H203ZM241 138V137H240ZM253 138H255L254 136H253ZM40 139V140H41ZM42 140V141H40L41 143L40 144H43L44 143V141H45V144H43V145H39V141L37 140L36 142H38V143H36V144H38V146H39V148L41 149V147L40 146H46V145H48L47 144V140L48 139H46V140ZM50 139V138H49ZM96 139V138H95ZM99 139H96V142H97V140L99 141ZM130 139V138H129ZM148 139V138H147ZM162 139V138H161ZM185 139V138H184ZM189 139V138H188ZM198 140H199V138H197ZM223 139V138H222ZM232 139V138H231ZM259 139V138H258ZM1 140V139H0ZM53 140V139H52ZM60 140V139H59ZM75 140V139H74ZM122 140V139H121ZM125 140V139H124ZM160 140V139H159ZM191 140H192V138H191ZM208 140V139H207ZM235 140V139H234ZM245 140V139H244ZM255 140V139H254ZM73 141V140H72ZM78 141V140H77ZM95 141V140H94ZM107 141V140H106ZM116 141V140H115ZM153 141H154V139H153ZM158 141V140H157ZM172 142H173V140H171ZM170 141V142H171ZM180 141V140H179ZM203 141V140H202ZM246 141L248 142V141H250L249 139H247L246 138ZM245 141V142H246ZM1 142V141H0ZM1 142V143H2ZM110 142V141H109ZM121 142V141H120ZM127 143L129 142L128 140L126 141ZM135 142V141H134ZM165 143H166V141H164ZM163 142V143H164ZM171 142V143H172ZM178 142V141H177ZM194 142V141H193ZM204 142V141H203ZM239 142V141H238ZM242 142V141H241ZM240 142V143H241ZM33 143V142H32ZM64 143V142H63ZM74 143V142H73ZM101 143V142H100ZM102 143H104V142H102ZM112 143V142H111ZM115 143V142H114ZM147 143V142H146ZM156 143H158V142H156ZM176 143V142H175ZM209 143V142H208ZM222 143V142H221ZM237 143V142H236ZM61 144V143H60ZM66 144H67V142H66ZM106 144V143H105ZM149 144V143H148ZM152 144V143H151ZM154 144V143H153ZM160 144H161V142H160ZM168 144V143H167ZM174 144V143H173ZM196 144H198V143H195V145ZM257 144V143H256ZM5 145V146H4ZM33 145V144H32ZM57 145V144H56ZM62 145V144H61ZM111 144L109 143V145H108V147L110 146ZM112 145H113V147H115L114 146V144L112 143ZM111 145V146H112ZM124 145V144H123ZM156 145V144H155ZM172 145V144H171ZM203 145V144H202ZM226 145V144H225ZM236 145H238V144H235V146ZM240 145V144H239ZM250 145V144H249ZM262 145H264V144H262ZM9 146V145H8ZM37 146V145H36ZM36 146H34L35 148H36ZM38 146H37V148H38ZM52 146V145H51ZM81 146L83 147V148H81ZM110 146V147H111ZM119 146H120V144H119ZM138 146V145H137ZM164 146V145H163ZM178 146V145H177ZM221 146V145H220ZM234 146V147H235ZM242 146V145H241ZM252 146H254L253 144H252ZM257 146V145H256ZM255 146V147H256ZM7 147V146H6ZM61 147V146H60ZM75 147H78V146H75ZM124 147H125V145H124ZM133 147V146H132ZM140 147H141V145H140ZM158 147V146H157ZM200 147V146H199ZM223 147V146H222ZM233 147V146H232ZM237 147V146H236ZM244 147V146H243ZM260 147V146H259ZM15 148V149H14ZM34 148V149H35ZM36 148V150H40L39 148L37 149ZM50 148V147H49ZM105 148V147H104ZM116 148V147H115ZM120 148V147H119ZM135 148V147H134ZM142 148H143V146H142ZM156 148V147H155ZM214 148V147H213ZM231 148V147H230ZM229 148V149H230ZM10 149H12V148H10ZM43 149V148H42ZM45 149V148H44ZM51 149V148H50ZM57 149H58V147H57ZM65 149V148H64ZM67 149V150H68ZM94 149V150H95ZM109 149H111V148H109ZM122 149V148H121ZM163 148H161V150H162ZM172 149V148H171ZM182 149V148H181ZM202 149V148H201ZM248 149V148H247ZM73 150H75V153H72V152H74ZM77 150L80 152V150L77 148ZM100 150V151H99ZM112 150L114 151V149L112 148ZM123 150V149H122ZM130 150V149H129ZM128 150V151H129ZM159 150H160V147H159ZM159 150H157L158 152L157 153H159L157 156H159L160 155V153H161V155H160V157H162L165 153H164V151H159ZM186 150H185V152H186ZM193 150V149H192ZM232 150V149H231ZM242 150V149H241ZM260 150V149H259ZM112 151V152H113ZM116 151H118V149H116ZM154 151H155V149H154ZM181 151H183L184 152V150L182 149ZM194 151H195V149H194ZM193 151V152H194ZM219 151V150H218ZM240 151V150H239ZM246 151V150H245ZM253 151H255V150H253ZM257 151V150H256ZM2 152V154L3 153H5L6 151H1ZM0 152V153H1ZM8 152H6V154H10V153H8ZM61 152V151H60ZM109 152H111V150H109L108 151V153ZM111 152V153H112ZM129 152H131V151H129ZM134 152H135V150H134ZM138 152V151H137ZM151 152V151H150ZM198 152V151H197ZM217 152V151H216ZM224 152H226V151H224ZM39 153V152H38ZM48 153V152H47ZM52 153V152H51ZM55 153V152H54ZM62 153H64V152H62ZM80 153H82V152H80ZM94 153V154H93ZM105 153V152H104ZM118 153V152H117ZM117 153H115V151L113 152V154H116L117 155ZM120 153V152H119ZM126 153V152H125ZM140 153V152H139ZM170 153V152H169ZM200 153H202V152H200ZM214 153V152H213ZM237 153V152H236ZM243 152H241V154H242ZM246 153V152H245ZM252 153V152H251ZM255 153V152H254ZM258 153V152H257ZM261 153V152H260ZM264 153V152H263ZM1 154V155H2ZM6 154H4L5 155V158H7V156H6ZM10 154V155H11ZM49 154V153H48ZM67 154H64V155H67ZM91 154H93L94 156H91ZM124 154V153H123ZM130 154V153H129ZM141 154V153H140ZM150 154V153H149ZM193 154H196V153H193ZM203 154V153H202ZM221 154V153H220ZM227 154V153H226ZM246 154H248V152L246 153ZM253 154V153H252ZM4 155H2V156H4ZM38 155H40V154H38ZM44 155H46L45 153H44ZM51 155V154H50ZM55 155H56V153H55ZM60 155V154H59ZM81 155V154H80ZM96 155H99V154H96ZM103 155H105V154H103ZM115 155V156H116ZM143 155H145V154H143ZM170 155V154H169ZM198 155V154H197ZM212 156H213V154H211ZM227 155H229V154H227ZM235 155V154H234ZM238 155H239V153H238ZM243 155L244 154H242L241 156L243 157ZM1 156V158H0V160L1 159H3V157ZM12 156H8V158L9 157H11L12 158ZM119 156H120V154H119ZM118 156V157H119ZM123 156V155H122ZM121 156V157H122ZM137 156V155H136ZM148 156V155H147ZM167 156V155H166ZM173 156V157H174ZM215 156H217V155H215ZM246 156V155H245ZM245 156H244V159H246L247 158V160H248V158H250L249 156H251L250 154L249 155H247L246 156V158H245ZM253 156V155H252ZM251 156V157H252ZM258 156V155H257ZM53 157H55V156H53ZM57 157V156H56ZM55 157V158H56ZM73 157H75V155L73 156ZM117 156H116V158H118ZM139 157V156H138ZM165 157V156H164ZM169 157V156H168ZM178 157H177V159H178ZM192 157L195 159H199L197 162H192ZM211 157V156H210ZM220 157V156H219ZM222 157V156H221ZM220 157V158H221ZM235 157H237V156H235ZM241 157V158H242ZM58 158V157H57ZM63 158V157H62ZM108 158V157H107ZM115 158V157H114ZM113 158V159H114ZM120 158V157H119ZM132 158V157H131ZM142 158H143V156H142ZM142 158L140 159V161L142 160ZM213 158V157H212ZM261 158H263V157H261ZM54 159V158H53ZM60 159V158H59ZM89 161H88V160ZM102 159H103V157H102ZM136 159V158H135ZM147 159V158H146ZM162 159V158H161ZM169 159V158H168ZM174 159V158H173ZM176 159V158H175ZM203 160L205 159V158H202ZM214 159V158H213ZM226 159V158H225ZM236 159V158H235ZM243 159V160H244ZM251 159H254V158H251ZM257 159V158H256ZM255 159V160H256ZM8 160H10V158L8 159ZM57 160V159H56ZM96 160V161H95ZM144 160H145V157H144ZM154 160H155V158H154ZM159 160V159H158ZM238 160V159H237ZM247 160L245 161V162H247ZM258 160V159H257ZM2 161V160H1ZM5 161H7V160H3V162H5ZM62 161V160H61ZM80 161H82L81 163H80ZM114 161V160H113ZM143 161V160H142ZM176 161V160H175ZM178 161V160H177ZM179 161V162H180ZM205 161H206V159H205ZM227 161V160H226ZM249 162L251 161L250 159L248 160ZM46 164V166H47V171L51 174H53L54 176V178H52V175H50V177H49V180L51 181L52 179H54V182H55V180H56V182L57 183H52V182H50L48 179V181L47 180H45V178H46V176L48 177V172L47 171H45L46 169L45 168H43V165H45L44 163ZM57 162V161H56ZM59 162V161H58ZM74 162V161H73ZM91 162H92V164H91ZM96 162V163H97ZM103 162V161H102ZM136 162V161H135ZM137 162H138V160H137ZM162 162V161H161ZM163 162L165 163V165L163 164ZM162 162V168H163V166H165V170L163 169V171H162V173H164L165 171H168V169H166L167 168V166H168V163H170L168 160H165V161H163ZM208 162V161H207ZM217 162V161H216ZM235 162V161H234ZM257 162V161H256ZM76 163H72V165L74 164H76ZM121 163H124V162H121ZM121 163H117L118 165H117V167H118V172H119V174L118 175H121V174H123V169H125V168H123L122 166V164ZM150 163V162H149ZM175 163V162H174ZM211 163V162H210ZM226 163V162H225ZM254 163V162H253ZM53 164V163H52ZM59 164V163H58ZM104 164V163H103ZM122 166H121V165ZM127 164V163H126ZM125 164V165H126ZM138 164H139V162H138ZM171 164V163H170ZM170 164H169V166H170ZM173 164V163H172ZM172 164H171V166H170V168H175V166L174 167H172ZM178 164V163H177ZM180 164H179V166L177 165V167H180ZM204 164H205V166H204ZM262 164V163H261ZM56 165V164H55ZM63 165V164H62ZM72 165H71V167H72ZM128 165V164H127ZM126 165V166H127ZM129 165H131V164H129ZM128 165V166H129ZM134 165V164H133ZM152 165V164H151ZM155 165H157V163L155 164ZM232 165V164H231ZM230 165V166H231ZM243 165V164H242ZM244 165H246V164H244ZM249 165V164H248ZM3 166V167H2ZM2 166H1V162H0V173L2 174H0V176H5L6 175V173L8 174V170H6L5 171V169H7V167L6 166H4L3 164H2ZM45 166V167H46ZM98 166H100V164H98ZM103 166V165H102ZM104 166H105V164H104ZM116 166V165H115ZM127 166V167H128ZM141 166V165H140ZM139 166V167H140ZM169 166H168V168H169ZM185 166V167H184ZM224 167H225V165H223ZM256 166V165H255ZM63 167V166H62ZM67 167H66V169H63L64 171V174H65V172L68 170L67 169ZM130 167V166H129ZM135 167V166H134ZM137 167V166H136ZM207 169H206V168ZM212 166H210V168H211ZM2 168V169H1ZM3 168H5V169H3ZM55 168V167H54ZM161 168V167H160ZM170 168H169V171H170V173L171 172H173V171H171L170 170ZM234 168V167H233ZM236 168H239V165L237 164V167ZM255 168V167H254ZM45 169V170H44ZM95 169V168H94ZM127 169V168H126ZM140 169V168H139ZM176 169V168H175ZM178 169V168H177ZM212 169H213V167H212ZM3 170H4V173H5V175H4V173H3ZM96 170V169H95ZM94 170V171H95ZM99 169H97V171H98ZM101 170V169H100ZM99 170V171H100ZM116 170H117V168H116ZM115 170V171H116ZM129 170V169H128ZM131 170H133L132 168H131ZM143 170V169H142ZM149 170V169H148ZM178 170H180V169H178ZM178 170H175V171H177V172H179V173H182L181 171H178ZM221 170H222V168H221ZM229 170V169H228ZM227 170V171H228ZM254 170V169H253ZM68 171V172H69ZM97 171H95V173H97ZM157 171V170H156ZM160 171V170H159ZM168 171V172H169ZM214 171V170H213ZM231 171V170H230ZM258 171H259V169H258ZM55 172V171H54ZM68 172H66V174H65V176H67L68 174ZM125 172H126V170H125ZM128 172V171H127ZM149 172H151V171H149ZM167 172V174H170V173H168ZM223 172V171H222ZM91 174L93 173L92 172V170H91V172H90ZM95 173H93V179H94V177H96V179H97V176L96 175H98V174H96L95 175ZM130 173V172H129ZM141 173V172H140ZM153 173V172H152ZM155 173V172H154ZM157 173V172H156ZM161 173V174H162ZM178 173V174H179ZM215 172H213V174H214ZM57 174H59L60 175V172L59 173H57ZM108 174H109V172H108ZM113 174V173H112ZM115 174V173H114ZM138 174V173H137ZM158 174V173H157ZM166 174V173H165ZM164 174V175H165ZM212 174V173H211ZM216 174V173H215ZM214 174V175H215ZM248 174L250 175V177L248 176ZM58 175V177H60ZM124 175V174H123ZM177 175V174H176ZM209 175H210V177H209ZM224 174H220L219 176H223ZM7 176V175H6ZM103 176V175H102ZM134 176V175H133ZM132 176V177H133ZM141 176V175H140ZM151 176V175H150ZM162 176H163V174H162ZM167 175H165L164 177H166ZM171 176H172V174H171ZM218 176V175H217ZM216 176V177H217ZM219 176H218V179H219ZM258 176V175H257ZM64 177V176H63ZM99 177V176H98ZM117 177V176H116ZM131 177V178H132ZM156 177V176H155ZM170 177V176H169ZM187 178V180H185L186 178ZM209 177V179H207ZM10 178V179H9ZM57 178V177H56ZM62 177H60V178H57V179H61ZM115 178V177H114ZM142 179H143V177H141ZM162 178V179H161ZM185 178V179H184ZM256 178V177H255ZM254 178V179H255ZM263 178V177H262ZM96 179H94V180H96ZM105 179V178H104ZM123 179V178H122ZM128 179H130V178H128ZM135 179V178H134ZM150 179V178H149ZM156 179V178H155ZM207 179V180H206ZM220 179H221V181L223 180L222 179V177H220ZM228 179H230V180H228ZM261 179V178H260ZM64 180H66V179H64ZM92 180V179H91ZM98 180V179H97ZM137 180V179H136ZM170 182H169V181ZM185 180V181H184ZM205 180L207 181L206 183H207V188L208 189H206V187H205ZM209 180V181H210ZM216 181H217V179H215ZM228 180V181H227ZM258 180V179H257ZM121 181V180H120ZM127 181V180H126ZM141 181V180H140ZM213 181H214V179H213ZM216 181L214 182V183H216ZM251 181H253V180H251ZM59 182V183H58ZM61 182H63V181H61ZM92 182H94L93 180H92ZM101 182V181H100ZM115 182V181H114ZM118 182V181H117ZM128 182V181H127ZM156 182V181H155ZM154 182V183H155ZM218 182H220L219 180H218ZM218 182H217V184H218ZM254 183H256L255 181H253ZM253 182H251V183H253ZM260 182V181H259ZM259 182H258V184H259ZM264 182V181H263ZM65 183V182H64ZM63 183V184H64ZM89 183H90V185H89ZM95 183H98V181L96 182L95 181ZM106 183V182H105ZM108 183V182H107ZM113 183V182H112ZM112 183H111V186H112ZM174 183V184H173ZM250 183V185H252ZM120 184V183H119ZM137 184V183H136ZM151 184H152V182H151ZM166 184V185H167ZM189 184V185H188ZM211 184V183H210ZM263 184V183H262ZM118 185V184H117ZM124 185V184H123ZM149 185V186H148ZM153 185V184H152ZM255 186H256V184H254ZM264 185V184H263ZM62 186V187H61ZM120 186V185H119ZM140 186V187H139ZM146 186V187H145ZM155 186V185H154ZM212 186V185H211ZM219 186V185H218ZM262 186V185H261ZM180 187V188H181ZM222 187H221V189H219V190H222ZM248 187H250V189L248 188ZM264 187V186H263ZM88 188V189H87ZM122 188V187H121ZM176 188V189H177ZM179 188V189H180ZM184 188V187H183ZM212 188V187H211ZM210 188V189H211ZM217 188V187H216ZM252 188H254V187H252ZM2 189H3V187H2ZM111 189V188H110ZM125 189V188H124ZM152 189V188H151ZM182 189V188H181ZM255 189V188H254ZM259 189H260V187H259ZM15 190V189H14ZM88 190H93V191H91V197H90V195L88 196L87 195V192H88ZM104 190L106 191V189L104 188ZM178 190V189H177ZM176 190V191H177ZM182 190H184V189H182ZM181 190V191H182ZM215 190V189H214ZM219 190H218V192H219ZM228 190V191H227ZM262 190V189H261ZM2 191V190H1ZM104 191V192H105ZM122 191V190H121ZM120 191V192H121ZM163 191V190H162ZM251 191V190H250ZM260 191V190H259ZM4 192V191H3ZM97 192V193H98ZM107 192V191H106ZM111 192V191H110ZM114 192V191H113ZM119 192V191H118ZM178 192H180L179 190H178ZM183 192H185V190L183 191ZM264 192V191H263ZM12 193H14V192H12ZM15 193H17V192H15ZM130 193V192H129ZM145 193V194H144ZM163 193V192H162ZM252 193V192H251ZM0 194V195H1ZM11 194V193H10ZM64 194H66L65 195V197H63L62 198V195H64ZM110 194V193H109ZM119 194V193H118ZM123 194V193H122ZM135 194H134V196H135ZM154 194H155V196H156V194L158 195V196H156V197H161L163 200H164V202H165V204L167 203V201H169L170 203L168 204L167 203V209H165V212H164V209H162V208H158V207H160L159 206V204L161 205L162 204V199L160 198V200H158V201H156V197L154 196ZM212 194H213V192H212ZM253 194V193H252ZM252 194H250V195H252ZM13 195V194H12ZM94 195V196H95ZM107 195V196H106ZM121 195V194H120ZM130 195V194H129ZM216 195V193L213 195V196H215ZM219 195H222L221 196V198H223V202H222V200H221V198H220V196ZM110 196V195H109ZM253 196V195H252ZM251 196V197H252ZM258 196H260V195H258ZM123 197V196H122ZM167 197V198H168ZM181 197V198H180ZM190 197V198H189ZM215 198V199H219L220 198V200H221V202L219 201V203H225L226 202V204H229V210L227 209V210H225V209H223V208H225V206L224 205H222V204H220V205H222L223 207H221L222 208V210L223 211H221L220 210V213H219V210H216V209H218L217 207V201L216 200H214V201H216V202H214L213 200H212V198ZM254 198H255V191H254V196H253ZM257 197V196H256ZM6 198V199H5ZM259 197H257L256 199H258ZM263 198L264 197H261V198H259V200H255V202H253V200L254 199H252V201H250L251 199H250V196H249V201L251 202V203H253L252 205L256 208L255 209V212L253 211H250V209L249 208H247L246 207V209H248L249 210V212L251 213H254V214H252V218H253V215H254V218H255V216H261V214L263 215V213H261L262 212V210L264 209V200H263ZM17 199H18V203H17ZM124 199V198H123ZM260 199H262V200H260ZM0 200V201H1ZM49 200H52V201H56L55 203L57 204L56 206H54L53 204L51 205V204H49L50 202H49ZM134 200V199H133ZM2 201V202H3ZM51 201V202H52ZM118 201V202H117ZM124 201V200H123ZM159 201H162L161 203H159L158 204V202ZM176 201V202H177ZM214 202V203H212V202ZM249 201H248V203H249ZM257 201H259V202H257ZM2 202H0L1 204V206L2 207H4L3 208V210L5 209V206H3L4 204H5V202H4V204L2 205ZM10 202H12V203H14V204H10ZM164 202H163V204H164ZM118 203L120 204L119 205V207L117 206L118 205ZM138 203V202H137ZM136 203V204H137ZM180 203V202H179ZM126 204V203H125ZM134 204V203H133ZM163 204H162V206H163ZM164 204V205H165ZM175 204H177V203H175ZM217 206V207H215V205ZM225 204V205H226ZM250 204V203H249ZM25 206V205H27V206H25L26 207V209L24 210V208L22 207V209L24 210L23 212H21L22 211V209H19V207H21V206ZM69 205H70V208L72 207V210H69L70 208H68L67 209V207H69ZM132 205V204H131ZM135 205V204H134ZM138 205H139V203H138ZM251 204H250V206H252ZM1 206H0V208H1ZM153 206H154V209H153ZM155 206H158V207H156L157 208V210L159 209L160 211H155ZM161 206V207H162ZM166 206V205H165ZM171 206V205H170ZM199 206H200V208L202 207V209H200L199 208ZM252 206V207H253ZM7 207H6V209H7ZM122 207V208H121ZM138 207V206H137ZM149 207H152V209H153V211H149V213H148V210H149ZM164 207V206H163ZM198 207V210L200 209L201 211L203 210V212L202 213H204L205 211H208V213L207 212H205L206 214H207V216H208V218H207V216L205 217V215H202V218L200 219V216L198 217L197 215L198 214H196V213H198V211H195V214H196V216L195 215H193V216H195L196 218H197V221H198V225L196 224L197 223V221L196 222H193V221H195V218L194 219H192L191 220V218H192V214H194V210L196 209ZM227 207H228V205H227ZM252 207H250L251 209H252ZM254 207H253V209H254ZM15 208V207H14ZM14 208H12L13 210H14ZM120 208V209H119ZM142 208V209H141ZM165 208V207H164ZM169 208H171V207H169ZM171 208V209H172ZM205 208V209H204ZM232 208V210H230ZM233 208H234V210H233ZM12 209L10 210V211H12ZM134 209V208H133ZM207 209V210H206ZM2 209L0 210V211H2V212H4ZM14 210V211H15ZM127 210V209H126ZM150 210H151V208H150ZM199 210V211H200ZM225 210V211H224ZM131 211V210H130ZM130 211H128V212H130ZM166 211H168V212H166ZM180 211V212H179ZM200 211V212H201ZM238 211V212H237ZM264 211V210H263ZM1 212V213H2ZM6 212V211H5ZM121 212H123V213H121ZM150 212H152V213H150ZM173 212V211H172ZM191 212H193V213H191ZM242 212H244L245 213V209L243 210L242 209ZM247 212V211H246ZM14 213V212H13ZM138 213H139V211H138ZM167 213V214H166ZM169 213V214H170ZM190 213H191V218H190ZM239 213V214H238ZM248 213V212H247ZM10 214V213H9ZM135 214V213H134ZM139 214V215H140ZM151 214V215H150ZM170 214V215H171ZM250 214V215H251ZM29 215V214H28ZM124 215V214H123ZM125 215H126V213H125ZM142 215H141V217H142ZM143 215V216H144ZM164 215H166L165 217H164ZM200 215V214H199ZM237 215H239V216H237ZM249 215V214H248ZM248 215H247V217H248ZM250 215H249V217H250ZM25 216H27V214L25 215ZM148 216V219L146 218ZM205 218H204V217ZM243 216V215H242ZM3 217H4V215H3ZM27 217H29V216H27ZM122 217V216H121ZM125 217V216H124ZM134 217V216H133ZM153 217V216H152ZM160 217V218H159ZM248 217V218H249ZM32 218L30 217L29 218V220H27V221H30V220H32ZM33 218V219H34ZM120 218V217H119ZM126 218V217H125ZM140 218V217H139ZM138 218V219H139ZM143 218V217H142ZM200 219V223L203 221V219H204V222L203 223H201L202 225L206 222L205 221V219L208 221H210V224L208 223L207 225L209 226V228H208V226L206 225V223L204 224V225H206L204 228H202V225L201 226H199L200 224H199V219ZM239 218V219H238ZM259 218H263V217H259ZM116 219H118V218H116ZM128 219V218H127ZM164 219H162V220H164ZM239 221H238V220ZM256 219V220H255ZM253 221H255V222H257V218H255ZM4 220V219H3ZM11 220V219H10ZM16 220V219H15ZM26 220V219H25ZM130 220H131V218H130ZM161 220V219H160ZM159 220V221H160ZM243 220H241V221H243ZM252 220V219H251ZM260 220H262V219H260ZM260 220H259V222H260ZM1 221V220H0ZM24 221V220H23ZM22 221V222H23ZM114 221V222H113ZM236 221V222H235ZM250 221V220H249ZM31 222V221H30ZM29 222V223H30ZM33 222V221H32ZM144 222V223H145ZM151 222V223H150ZM162 222V221H161ZM2 223V222H1ZM14 223H15V221H14ZM20 223V222H19ZM119 223V222H118ZM134 223V222H133ZM150 223V224H149ZM157 223V222H156ZM234 223V224H233ZM236 223L238 224V223H240L241 225H239L238 224V226L239 227H236L237 225H236ZM243 223V222H242ZM249 223V222H248ZM254 223V222H253ZM258 223V222H257ZM261 223V222H260ZM3 224V223H2ZM16 224V223H15ZM26 224V223H25ZM34 224V223H33ZM35 224V225H36ZM127 224V223H126ZM158 224H160L159 222H158ZM232 224L233 225H235V226H233V227H231L232 226ZM259 224V223H258ZM27 225H29V224H27ZM118 225V224H117ZM255 226H256V223L254 224ZM5 226V224L3 225V227ZM15 226V225H14ZM17 226V225H16ZM37 226V225H36ZM37 226V227H38ZM119 226H120V224H119ZM159 226H161L162 227V229H160L159 230ZM197 226H199V233H200V231L201 230H205V228L208 230V232H210L209 234H210V238H209V236H207V235H209V234H207L206 235V233H208V232H206L205 231V236L204 237H208V238H206V241L207 240H209V241H207V242H209L207 245H204L205 243H207V242H205L204 244H203V242H202V244L201 245H203V247H201V245L197 242V243H195L196 241L194 240V238L196 237V236H199L198 235V233L196 234V232L198 231V229H197V231L195 232V229L196 228H198ZM250 226H252V225H250L249 224V227ZM259 226H260V224H259ZM8 227V226H7ZM10 227V226H9ZM29 227V226H28ZM39 227V228H40ZM123 227V226H122ZM128 227V226H127ZM131 227V226H130ZM160 227V228H161ZM235 227V229L236 230H238V228H240L239 229V231H241V232H237L236 230V232L238 233L237 234V236H236V232L235 233H233L232 231V229ZM248 227V228H249ZM261 227V226H260ZM264 227V226H263ZM22 228V227H21ZM36 228V227H35ZM140 228V227H139ZM202 228V229H201ZM232 228V229H231ZM257 228H259V227H257ZM141 229V228H140ZM250 229H251V227H250ZM255 229H256V227H255ZM3 230V229H2ZM18 230V229H17ZM21 230V229H20ZM27 230V229H26ZM39 230V231H40ZM113 230V231H112ZM120 230V229H119ZM122 230V229H121ZM135 230H137V229H135ZM161 230H163V232H160ZM173 230V231H172ZM244 232H243V231ZM252 232H254L255 230H254V226L252 227ZM260 230V229H259ZM263 230V229H262ZM10 231V230H9ZM35 232H36V230H34ZM87 231H88V233H89V235L91 236V233H92V236H91V238L93 237V239H91L90 237V240H92L93 242H94V244H93V242H91L90 244H91V248H89L90 247V245L88 244V242L87 241H89V238L87 237L88 236V233H87ZM89 231H91V233L89 232ZM123 231V230H122ZM134 231V230H133ZM154 231H152V233H154L155 234V232ZM251 231V230H250ZM12 232V231H11ZM21 232V231H20ZM126 232V231H125ZM142 232V231H141ZM173 232H174V235H173ZM193 232H195L193 235H194V237H193V240L195 241V242H193V240H191L190 238L192 237L191 235H192V233ZM202 232H204V231H202ZM247 232H248V234H247ZM261 232V231H260ZM260 232H259V234H260ZM3 233V232H2ZM116 233H117V231H116ZM128 234H129V232H127ZM133 233V232H132ZM233 233V234H232ZM255 233H258L257 231L256 232H254L253 233V235L255 234ZM1 234V233H0ZM5 234V233H4ZM3 234V235H4ZM12 234V233H11ZM14 234V233H13ZM21 234V233H20ZM35 234V233H34ZM134 234V233H133ZM132 234V235H133ZM150 234V233H149ZM154 234H151V235H154ZM156 234H155V236H156ZM234 234H235V236H234ZM252 234V233H251ZM250 234V236L253 238V236ZM16 235V234H15ZM94 235V236H93ZM172 235L174 236V238L172 237ZM231 235H233L234 236V238H231ZM28 236V235H27ZM37 236V235H36ZM40 236V235H39ZM141 236H142V234H141ZM144 236V235H143ZM142 236V237H143ZM158 236V237H159ZM191 236V237H190ZM232 236V237H233ZM261 236V235H260ZM23 237V236H22ZM21 237V238H22ZM145 237V236H144ZM146 237L148 238V236L146 235ZM145 237V238H146ZM157 237V236H156ZM250 237V238H251ZM28 238V237H27ZM32 238V237H31ZM146 238V239H147ZM197 238V237H196ZM200 238V237H199ZM202 238V237H201ZM261 238V237H260ZM14 239V238H13ZM19 239V238H18ZM94 239H95V241H94ZM139 239V238H138ZM152 239V238H151ZM151 239H150V242H152L151 241ZM160 239V238H159ZM144 240V239H143ZM202 240V239H201ZM251 240V239H250ZM254 240V239H253ZM253 240H251V241H253ZM15 241H16V239H15ZM29 241V240H28ZM37 241V240H36ZM148 241V240H147ZM188 241H192L191 243L190 242H188ZM200 241V240H199ZM260 241V240H259ZM13 242V241H12ZM17 242V241H16ZM186 242V243H185ZM201 242V241H200ZM23 243V242H22ZM25 243V242H24ZM149 243V242H148ZM159 243V244H158ZM184 243L185 244H187L186 246L184 245ZM194 243V244H193ZM39 244V245H40ZM87 244H88V246H87ZM190 244H192V246L190 245ZM198 244V246H200V248H202L201 250H200V248L199 247H196V245ZM258 244V243H257ZM260 244V243H259ZM29 245V244H28ZM31 245H32V243H31ZM38 245V246H39ZM149 245H150V243H149ZM148 245V246H149ZM195 245V246H194ZM36 246H37V243H36ZM164 246V247H163ZM185 246V247H184ZM196 247V248H198L196 251H198L197 253H198V255L196 254V255H194V247ZM24 247V246H23ZM31 247V246H30ZM86 247H88V250H87V254H88V252L90 251V253L87 255L86 254ZM187 247V248H186ZM193 248V250H192V248ZM260 247V246H259ZM259 247H256L257 248V250H258V248ZM263 247H264V245H263ZM33 248H35L34 246H33ZM33 248H31V249H33ZM90 249V250H89ZM264 249V248H263ZM249 250V251H248ZM193 251V252H192ZM195 251V252H196ZM36 252V253H35ZM250 252H252V251H250ZM255 253V252H254ZM258 253V252H257ZM256 255V254H255ZM222 259V260H221ZM253 259V258H252ZM221 260V261H220ZM256 260V259H255ZM259 260V259H258ZM262 260V259H261ZM253 263H251V264H253ZM261 263V262H260ZM264 264V263H263Z\"/></svg>",
	"mask_w": 264,
	"mask_h": 264
},
{
	"label": "water",
	"instance_id": "95a60500",
	"mask_svg": "<svg viewBox=\"0 0 264 264\" xmlns=\"http://www.w3.org/2000/svg\"><path fill=\"white\" fill-rule=\"evenodd\" d=\"M169 3L170 0H88L86 5L94 7L77 17L76 24L61 23L67 32L66 37L53 48L49 58L38 64L41 76L65 63L78 80L77 55L92 50L106 56L108 49L121 46L124 40L133 45L139 43L150 12L158 13ZM179 6L171 20L163 25L161 36L163 42L173 30L178 39V51L186 42V20L188 23L197 21L201 27L206 19L212 23L222 21V27H225L232 18L236 22L231 23L230 35L227 38L218 36L219 43L211 45L214 51L212 69L227 61V70L230 71L236 58L241 61V67L247 69L249 57L257 49L261 50L264 0H183Z\"/></svg>",
	"mask_w": 264,
	"mask_h": 264
},
{
	"label": "crops",
	"instance_id": "0c3cea01",
	"mask_svg": "<svg viewBox=\"0 0 264 264\" xmlns=\"http://www.w3.org/2000/svg\"><path fill=\"white\" fill-rule=\"evenodd\" d=\"M215 26H217V27H218V29H219V26H218V25H215Z\"/></svg>",
	"mask_w": 264,
	"mask_h": 264
}]
</instances>
